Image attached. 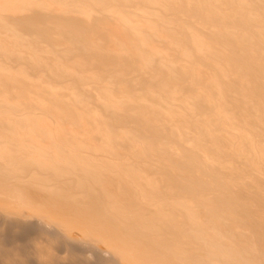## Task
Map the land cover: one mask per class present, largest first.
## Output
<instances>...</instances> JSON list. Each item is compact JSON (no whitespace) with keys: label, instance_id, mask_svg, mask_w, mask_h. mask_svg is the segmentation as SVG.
Returning a JSON list of instances; mask_svg holds the SVG:
<instances>
[{"label":"rangeland","instance_id":"rangeland-1","mask_svg":"<svg viewBox=\"0 0 264 264\" xmlns=\"http://www.w3.org/2000/svg\"><path fill=\"white\" fill-rule=\"evenodd\" d=\"M52 1L53 2L56 1V2L53 3ZM57 1H59V0H50V1H48V3L49 2L52 3L54 5L53 6L54 8H56L57 6H59V7L65 6L66 8H64V7L63 8L65 10L67 9V11L69 13L67 11H64V9H62V7H61L60 8L61 10L59 9V11H61V12L64 11V14L65 13H67V14L62 15L63 16L62 17L61 14H63V13H60V16H59L58 15L59 11H58L56 13V15H55V13L53 15L51 14L50 16L48 15L47 21L48 20L51 21V19L53 20L54 17H55L54 20H59V19H61L60 17H62V18L66 17L67 18L69 14H72V15H69V17H68L72 20H77L76 17L78 18L79 16L80 17H82V16L88 17L89 15L90 16L92 15L91 17H88V19L87 18L83 19V17H82V19L88 21V24H89L90 21L91 22L93 21L89 18L93 17L94 20L95 19H97V20L101 19L100 20L101 23L98 20L95 24H89L88 25L87 23L85 24L84 21L81 20L79 17L78 20L80 19L79 20L80 24L82 22L81 27L83 28L84 24L87 25L88 29L85 28L86 26L84 25V29L87 30V33H86V30H84L82 28L81 29L80 28H72V30H69L67 27H65V26L63 27L62 24L55 23L52 21V23H54L56 25L54 26V25H52V23H51V25H48L49 26L48 34H50L48 36H50L53 39V40H51V38L47 36L49 41H48V39H45L46 36H42L43 38L45 37L43 39L38 34H35L32 32L26 33V31L23 28H20V30L21 31L24 30L26 34L29 33L28 36L26 34H22V37H21V39L24 37L22 40H23L24 44L27 43L28 46L27 45L25 46L23 44L22 40H19L20 41L19 44H22V45H20L21 47L18 48L19 50L21 49V51H20L21 53H19L20 56L15 57V59L14 58L11 59V57L7 54L9 59L4 60L3 58H7L6 53H0V62H3V64L5 66L11 67V68L14 67L15 70L25 71L26 72L25 74H27L28 76H30L33 79L41 78V79H43V81L46 80L47 82L44 81V84L47 85L48 87L50 86L49 89H51V90L56 89L55 91H58L57 88H59L60 89L59 91L62 92L63 89H61V88H65V90L63 92L66 95L68 92L67 98L70 100L73 107L77 108L78 112H80L79 110H81V112L83 113V110H84V113H87V115H88V116L86 115L88 117V121H86L87 119L82 117V113L80 112L81 120L83 118L84 119L83 121L86 123V124L82 123L85 127V128H83L85 130L84 132H86L85 134H83L84 132L81 134L83 136L82 139L85 141L84 138H87L90 136L89 139L91 138L92 143L95 142V145H96V149L92 150L93 152L91 151V153L89 152L88 154L90 155V154L94 153L93 154L94 156L93 155L92 156L95 158L98 157V162L100 164H104L105 159H108V158H110L109 161H112V162L114 161V162L119 163V164L122 160H124V162L123 161L121 162L122 163V164H120L121 166L118 165L119 168H116V166H114V168H116L115 170L113 169L115 172H112V173H114V174L109 172V170H108L109 167H107L106 165L104 167V165L98 164V166L100 165L99 170H98L99 171L98 174H99L100 178L97 179L98 181L96 179H94V177H93L94 175L92 173L85 172V171H87V170H85V168L83 169L82 166H79V168H78V166L75 165V168H74V170H76L75 172L78 174H81V172H83L81 174V176H82V178L83 177L84 178L82 180H77V178H75V176L74 177L71 176L70 178H68L66 181H63V183H62V185L65 183L63 185V188L67 189L70 193H72L73 196L70 195L68 199L60 200V201H63V203L60 201L57 203H52L51 207L49 206L50 204H46L47 202L45 200H44L45 207H43L44 206L43 205V198H41L40 199L41 201H39V202L37 201V203H36V207L37 206L39 207V205H43L42 207L40 206V208H41V209L39 208L40 211L38 210V208L36 209L35 205L33 208H31L32 211H30L31 210L30 207H25L23 202H22L23 201L22 199L18 198V202H19L18 203L15 197L14 198H15L16 202L13 198H12L13 199L12 201H10L11 199L9 200L11 205H8L9 201L7 202V206H6V203H4V205L2 204L4 207H3V209H0V264H138V263L139 264H156V263L157 264H160V263L161 264H170L171 262L169 263V261L171 259L164 253L165 251L167 254L175 255L179 259H182V260L187 259V257L189 259L191 257H196V259H197L200 256H201V258L206 257L205 253L208 252L207 246H206L207 244H205L204 240L202 238H199L198 235L193 232V230L195 231V230H197V228H200V226H203V225H208L211 227V228L206 229V232L209 231L208 233L211 235L210 240L207 241L208 244H209V242H212V241L215 242L213 239V236H214L215 240L220 241V243H222L224 241L226 243L228 242L227 244H228V246L230 245L231 249L232 248L235 249V247L237 246L236 251H238V249H239L240 253L242 255H241V257H238V258H240V259H238L236 257L238 255L234 254V256L236 258L232 255V257H234V258H231V259H233V260L236 259L235 261L240 260L238 262L239 264H246V263L248 264L250 261H251L250 264H252L253 261H255L254 264H264V258H263V256H264L263 250L264 249H262V248H264V226H263L264 224L261 220V218L264 216V214L261 215V213H260V212L264 213V210H260L262 208L264 209V203H262V201H264V197H263V195H264V192H263L264 191V187H263L264 186V176H263L264 175V171H263L264 165L262 166L258 163L259 160H258V158H256L257 155H256V153L254 154L251 146L247 147L250 142L248 141L249 143H247V141H245L243 139V141H245V143H246V144H244V142L241 139L243 135L249 134L250 137H252L253 139L255 138V140H257V142L259 141L258 143L262 147H264V87H263L264 86V0H241V1L240 0H238V1L237 0H233V1L232 0H229V1L228 0H222V1H220V0H209V2L206 0H175V1L169 0V1H163V2L161 0H158V1L157 0L156 1H151V0L150 1L149 0H145V1H143V0H138V1L137 0H119V1L118 0H69L68 1V0H66L65 1L64 0L66 5H67V2L70 3L71 1H73L74 4L72 2L70 4V6L72 5V7L68 6V8L64 4V2L60 1L61 3H63V5H62L60 2H57ZM167 2H168V4H167V6H165L164 4H166ZM175 2H176V4H175ZM225 2H227V3H225ZM55 3L57 4L56 7H55V5H56ZM69 3H68V5H69ZM170 4L172 6H169ZM81 5H83L82 8H81ZM223 5H225V6H223ZM73 6H75V8H73ZM84 6H86V7H84ZM216 6H217V8H216ZM167 7H169V8H167ZM71 8H73L74 11ZM78 8L80 10L77 11ZM151 8H152V10H151ZM221 8H223V9H221ZM94 9L96 10V12ZM125 9H126V11H125ZM84 10L88 11V13H86L87 11L85 12V14L87 16L82 13V12H84ZM75 11L78 13L80 12V14H82V15H80V14L78 15L77 13L75 14ZM89 11H90V13L92 11V13L89 14ZM178 11H180V13ZM94 13H96L97 15ZM207 13H209V14H207ZM255 14H256V16H255ZM138 15H140V16H138ZM178 15H179V17H178ZM122 16H123V18H122ZM124 17H127L125 20H128V21H125ZM73 18H75V19H73ZM176 20H178V21H176ZM50 21H49V23L48 22L47 23L50 24ZM98 22L100 24H98V26H97ZM108 22L109 23L111 22V24H108ZM56 26H58L60 29L58 27L56 28ZM52 27L54 30L52 29ZM91 28H93V30H91ZM96 28H98V30H100V32H102V33H100V32L97 33L98 30ZM58 29L60 30V32L63 31L62 29H64L63 33L62 32L59 33L57 31ZM95 29H96V31H95ZM50 30H51V32H50ZM52 31H54L53 32L54 34L52 33ZM55 31H57L58 33H56ZM106 31L109 34L111 33L110 34L111 37H109L110 35H108V33ZM64 32L68 33L69 35H72V37L75 36L73 34H75V32H76V36L74 37L76 40L71 38V36H65L66 33L64 34ZM88 32H91V34H89ZM93 32H94V34H93ZM115 32H117L118 34L119 33H121V34L118 35V34H115ZM191 32H193V34ZM55 33L57 34L56 37L54 36V35H56ZM95 33L97 34V36ZM59 34H61V35L63 34L65 39L63 37H61ZM82 34L84 35V37L82 36ZM101 34H102V37H101ZM194 34H196L197 36H194ZM51 35L54 36L56 40ZM88 35L91 38L92 37L94 38V35H95V37H97V39H95V38L90 39ZM91 35H93V36H91ZM98 35L100 37H98ZM36 36L40 37V39L37 38ZM195 37H197V38H195ZM31 38H33V39H31ZM66 38H68V39H66ZM86 38L87 39L89 38L88 39L89 41L90 40H93V41L96 40L97 43L96 42L92 43L93 41L92 42L90 41V43H89V41H87ZM109 38H111V39H109ZM24 39L26 41H24ZM38 39H39V41L42 39L40 41V43H39ZM60 39L65 40V41L67 40L66 44L64 43V41L58 42ZM179 39H181V41ZM32 40L36 43L38 41L39 44L32 43L33 42ZM54 40L55 41L58 40L55 43V44L58 43L57 44L58 46L57 45L55 46ZM62 40H60V41H62ZM79 40H80V42L83 41V43L82 42L80 43ZM125 40L128 43H126ZM50 41H52V42L49 43ZM76 41H78V42H76ZM182 41H184V42H182ZM73 42H75V43H73ZM123 42H125L126 45H125V43L122 45ZM200 42L203 44H198ZM63 43H64V46L69 45L68 47H69L70 52H68L67 47L64 48ZM53 45L55 47H53ZM72 45H73V47H72ZM183 46H184V48H183ZM27 47H28V49H26ZM38 47H40V48H38ZM43 48L45 50L46 49H48V50H46V52H45ZM53 48H55V49H53ZM32 49H34V52ZM52 49L55 50V52H53ZM66 49H67V51H66ZM26 51H28V52H26ZM41 51H43L42 55H40V54L38 55V53H41ZM34 54H36V55H34ZM43 54L45 55L44 56L45 58H46V56L47 57L50 56V57L47 59H45L43 57V59H42L41 57L43 56ZM21 55L23 56V58ZM63 55H65V57ZM25 56H27V57H25ZM37 57H38V59H37ZM39 57L42 60L41 62H39V59H40ZM232 57H234V58H232ZM17 58H18V60H17ZM52 58L53 59L58 58L57 60L60 59L59 62L61 63V66H59V68H58V65H59L58 61L55 59L53 62H51L53 60ZM68 58H69V60H68ZM19 60H21V61H19ZM49 60H51V61H49ZM204 60L206 61V63ZM62 62H65L66 64L62 65ZM76 62H78V63H76ZM82 62H83V64H82ZM79 63L84 65V66L79 67L78 66V65H80ZM189 63H191V64H189ZM7 64H10V65H7ZM56 66H57V68H55ZM62 66L63 67L66 66V68H67L66 71H62V68H63ZM60 67H61V69H60ZM226 67H228V69ZM63 70H65V68H63ZM85 72H87L89 74L88 76H90V75H92V76L88 77ZM144 76H146V77H144ZM210 76H211V78H210ZM91 77L95 80H93ZM98 79H100V80H98ZM187 79H189V80H187ZM213 79L216 80V82H214ZM101 81H102V83H101ZM170 84H172V85H170ZM67 85H69L71 88H73V90L71 88H69L68 91H66V88H68ZM187 85H189V86H187ZM105 86L108 88V90H112L111 94L113 92L116 93V94H112V96H113V101H112L113 103L112 104H110L111 101L109 102L103 97V96H105V92L107 91ZM103 87H105V88L103 89ZM218 87H219V90H218ZM70 89H71L72 93H74V96H76V97L72 96V94L70 93ZM207 89H209V90H207ZM174 92H175V94H174ZM199 92H201V93H199ZM211 92H213V93L211 94ZM218 92H219V94H218ZM87 94H89V95H87ZM100 94L101 95L103 94V96L101 97ZM122 94L124 96H127V97H125V98H127V102H125L126 101L125 98H122V97H124ZM191 94L194 96H192ZM171 96L172 97L174 96V97L172 98ZM186 96H187V98H186ZM207 97L208 98L210 97L211 99L208 100ZM118 98H119V100L122 99V101L120 100L121 101L120 102L119 100H116ZM181 98H183L182 99L183 101L181 100ZM218 98H219V100H218ZM223 98H224V100L228 99L227 101L230 103L231 112L232 113L234 112L235 115L238 114L236 116V119H234L236 122L234 120H231V122H232V123H230L231 127H230V125H228L225 122V119L227 118L225 113L224 112H223L224 114L220 113V111H221L220 102H222L220 100H222ZM103 99H105V100H103ZM196 99H198V100H196ZM74 101L76 103H74ZM106 101L109 103H107ZM114 101H116L115 102L116 104H118V102L123 103V104H118V106H116ZM79 103H80V105H79ZM120 105H122V106L124 105V106L122 107ZM163 105H167V106H163ZM161 106L163 108H161ZM78 107L79 108L81 107V109H78ZM83 107H85V108H83ZM88 107H90V108H88ZM199 108H200V110H199ZM91 109H94L93 111L96 112V114H98V115H96ZM157 109L158 110L161 109V111H158ZM103 110H105V111H103ZM169 110L171 112H169ZM172 112H174V113H172ZM178 112H180V113H178ZM92 114L94 115V117H92L93 116ZM171 114L173 115V117L171 116ZM174 115L175 116L177 115L178 118H177V116L175 117ZM217 115H218V117H217ZM84 116H85V114H84ZM180 116L182 118V119L181 118L180 119H181V121L183 120V122H180L178 120ZM89 117H91V119L92 118L97 119L98 124H97V126H95L97 128L96 131L92 130L94 128V127L92 128V126H94V125L89 126L93 123L96 125V123L93 122L94 121L93 119H92V122H90L91 119L89 120ZM167 117L168 118L172 117V118H169V119H171V120H169ZM174 117L177 120V122L179 121L180 123L179 122L177 123L175 121ZM252 117H253V119H252ZM165 118H167V119H165ZM221 118H223V119L221 120ZM172 119H174V120H172ZM216 119L218 120L217 122H216ZM153 120H154V122H153ZM248 121H249V123H248ZM151 122H153V123H151ZM175 122H176V125H174ZM185 122H186V124H185ZM238 122H240V123H238ZM88 123H89V125H88ZM100 123H101V127L105 126V124H106L105 130H107V132H105L106 133L105 136L109 133H110V135L111 134L114 135L113 134V132H114L115 133L114 136H116V134L118 133L117 136H122L124 138L126 137V139L122 138L120 140V137L116 136L117 137L116 141L119 138L118 141L120 144L117 142L119 146H117V145H115L116 147L113 146L116 143V141L114 140L115 139L114 136L107 135V137L109 136V137H112L114 139L111 138L109 140L106 137L108 139V141H106L107 139L101 133V130H103L102 132H104L105 130H104V127L100 128V126H99ZM202 123H204V124H202ZM179 124H181L182 126L179 127ZM183 124L186 125L187 127H184ZM200 124H201L202 128L200 127ZM189 125L191 126V128ZM207 125L209 126L208 128H207ZM217 125H218V127H217ZM223 125H225V127ZM87 126H89V128H87ZM175 126L179 127V131L183 135L180 139L182 140V138L184 137L183 138L184 143H183V140H182V142H180L181 140L179 139V137L181 135H179L180 133L175 131L178 129V127H176L177 129H175ZM119 127H121V128H119ZM188 127L190 128V130H188ZM194 127H196V128H194ZM86 128L89 130L87 131ZM96 128H94V129H96ZM110 128L112 129V131ZM204 128L206 129L207 132L205 131ZM90 129H91V132H90ZM180 129H184V130H180ZM195 129H197L198 132ZM199 130H201L200 132L203 134H200ZM93 131H94L95 135H98V136H95V138H94V134L92 133ZM97 131H99V132H97ZM191 131H193V132H191ZM220 131H221V133H220ZM233 131H234V133H233ZM237 131L238 132L240 131L241 136H240V134L237 135V133H238ZM89 132H90V134H89ZM122 132H124V134ZM242 132H243V134H242ZM250 132H252V133H250ZM98 133H101V134H98ZM183 133H185V134L187 133V135H184ZM206 134L208 136H205ZM101 135L106 139V140L105 139L103 140V144L100 142L103 139ZM189 135H191V136H189ZM234 135L236 137H234ZM185 136H188V137L185 138ZM209 136H211V137H209ZM96 137L99 141L96 139ZM128 137L131 141H133V140L137 141V139H138V142H137L138 150H139V148H142L141 150H143V152H141V150L138 151L137 146L135 144H133L136 141L132 142V144L135 146H133L132 144L130 146L129 144L131 142L127 143V141H129L127 139ZM89 139L87 138L86 142L90 141ZM123 139L126 140L125 143L123 142L124 141ZM187 139H188V141H187ZM220 139H221V141H220ZM199 140H200V142H199ZM104 141L106 142V144L104 143ZM110 141L111 142L113 141L114 144H112ZM141 141H142V143H141ZM189 141H190V143H189ZM234 142H236V144ZM99 143L102 144V146H101V144L99 145L101 148L103 147L104 144L105 145L109 144L108 146H110V147L106 146L108 149L106 151L107 153L104 152V149L102 148V153H103L102 156H101V154H99V153H101V151H100L101 149L98 147ZM186 143H187V145H186ZM225 143H226V145H225ZM237 143H239V144H237ZM105 145H104V148L106 149ZM142 145H143V147H142ZM173 145L174 146L177 145L176 149L178 147L181 150L180 153H179V149L177 152L175 151V147ZM162 146H163V148L164 147L165 148L163 149ZM186 146H189V149H187L188 147H186ZM223 146H225V147H223ZM112 147H113V149H112ZM132 147H134V148H132ZM147 147L151 151L153 150L151 152L152 155H153V152H156V155L159 157L158 158L155 155L157 159L161 158L160 161L158 160L160 163L157 160H155L156 158L154 155L153 156L155 159L153 158V156L150 154V150ZM167 147H169V148H167ZM193 147H195L196 150H194ZM201 147L204 150H202ZM109 148L112 149L111 151L114 152V155L112 154L111 151H109ZM116 148H117V150H116ZM130 148H132L133 152H130V150H131ZM158 148H160V149H158ZM191 148L193 150H190ZM245 148H246V150H245ZM249 148H251L253 154ZM161 149L164 151V154H163V151H161ZM238 149H239V151H238ZM135 150H137V151H135ZM156 150L159 151L160 153H158ZM205 150L208 152H206ZM95 151L98 152L99 155L97 153H96L97 154L96 155ZM116 151H118L117 153L120 154V155L117 154L119 156V159H118L117 155L115 157ZM144 151H145V153H144ZM165 151L167 153L169 151V153L167 154ZM170 151L171 152L174 151L175 153L173 152L172 153L173 155H172ZM204 151L206 152L205 156H204V153H205ZM218 151L221 154L217 153ZM245 151H247V152H245ZM121 152L124 154V156ZM136 152H139V153L141 152L142 154H139V153L137 154ZM161 152L165 156L160 155ZM200 152H201V154H200ZM249 152L251 154H249ZM129 153H131L130 157H128ZM146 153H148V154H146ZM222 153L224 156L222 155ZM88 154H84V155H88ZM107 154H109L110 156ZM217 154L220 157H218ZM231 154H234V155L236 154V155L232 156ZM121 155H122V158H124V157L125 158L124 159L120 158ZM169 155L172 156V158H170V157H169L170 159L166 158ZM208 155H209V157H214L217 155L215 157V159L217 157L222 158V159L224 158V160H223L224 163L220 166L215 164L216 166H219V167H216L214 165H213L214 166L213 167L211 165L212 163L209 165L210 160H207V157H206ZM254 155H256V156H254ZM107 156H108V158H107ZM113 156H114V158H113ZM140 156H143V159ZM236 156H238V157H236ZM242 156H244V157H242ZM102 157H105V158L102 159ZM162 157H163L164 161L168 160L169 162H171V159H172L171 164L169 162H168L169 164L166 163L169 165V167H168V165H166L164 163V161H162ZM195 158H197V159H195ZM202 158H204V159L206 158V159L204 160ZM100 159H101V161H100ZM144 159H145V161H144ZM173 159H176L177 161L175 160L176 162L174 163ZM102 160H103V163H101ZM141 160L144 164L143 163L141 164ZM183 160H184V162H183ZM206 160L208 162H206ZM244 160H247L248 162L245 163ZM185 161L187 163H185ZM255 161H256V163H255ZM251 162H252V164H251ZM123 164L124 165L126 164L125 167ZM204 164H206V166ZM230 164H232V165H230ZM240 164H242V165H240ZM245 164H247V166ZM155 165H157V166H155ZM164 165H166V166H164ZM171 165H173V167H171ZM248 165L249 166L251 165V166L249 167ZM207 166H209V167H207ZM120 167H121V169H120ZM175 167L177 168L178 171L175 169ZM187 167H189V168H187ZM192 167H194V168H192ZM145 168H146V170H144ZM208 168H209V170H212V171L214 169V171L211 172L208 170ZM211 168H213V169H211ZM259 168H261L262 170L261 169L259 170ZM122 169H123V171H122ZM136 169L138 171H136ZM168 169H170L171 171L170 170L167 171ZM81 170H84V171H81ZM129 170H132L134 172H139V170L143 171V173L145 174L144 178H147V179H149L150 178L149 176H151V182H153V183H151L149 180H147V181H149L148 183L150 184L149 185L150 189L152 187L154 188L155 186L157 187L154 189L152 188L154 190V192H151L152 189H151V191L149 189V191L151 193L143 194L140 184L138 185L137 183L132 181V179H130L129 176H127L126 173H128ZM197 170L200 172H198ZM206 170H207V172H206ZM231 170H233V171H231ZM240 170H242V171H240ZM125 171H126V173H124ZM180 171H182L183 175L181 174ZM223 171H224V173H223ZM174 172H176V173H174ZM194 172H196L199 175L195 174ZM201 172H202V174H201ZM253 172L260 174L261 176L260 175H258V176H260L263 179L262 180L259 178L260 180L257 179L259 181L256 180V182L259 185L257 183H255V181L253 180V178H255L254 176L256 175ZM123 173L126 175H123ZM158 173H159V175H158ZM170 173L171 174L173 173V174L171 175ZM188 173H189V175H188ZM177 174H179V175H177ZM192 174L195 176H193ZM252 174H253V176H252ZM110 175H112L114 178ZM163 175H167L169 177L166 176L167 178H165V176H164L162 178ZM174 175H175V177H174ZM180 176L183 178L188 176V178H187V180H186V178H184V180H182L183 178H180ZM240 177L242 179H240ZM156 178H157V180H156ZM161 178H162V181H161ZM174 178L176 179V182H173L175 180ZM179 178H180V180H179ZM247 178L252 179L254 182L253 181H252V183L247 182V181H250ZM126 179H128L129 181H127ZM170 179H171V182L174 183V185L169 181ZM194 179H196L197 181ZM75 180H77V181H75ZM83 180H85V181H83ZM152 180H154L155 182ZM158 180H159V182H157ZM240 180H241V182H240ZM244 180H246V181H244ZM80 181H82V182L80 183ZM94 181H96V182H94ZM200 181L205 182V184H207L206 182L211 181L207 185L211 184L212 187L207 186V185L201 183ZM222 181H223V183H222ZM229 181H231V182L229 183ZM235 181H237V182L235 183ZM260 181H262V183ZM116 182H118V183H116ZM183 182L185 183V185H187L190 182L191 183H190V185L188 184L186 187L185 185H183L184 184ZM93 183H95V184H93ZM105 183H107V184H105ZM198 183L199 184L201 183V184L199 185ZM214 183H216V184H214ZM101 184L103 186H105V185L108 186V184H109V186H111L112 190L114 189L113 187H115L117 189V190H115V189L113 190V191H115V193H117L116 195H118V196L115 195L116 196L115 198H116V201H118V200L120 201V204L118 203L119 201L117 202L119 205L123 204L122 206H124V207L126 206L124 210L119 209V207L118 208L113 207L112 201L110 202L109 199L103 198L102 196H101L102 198L100 197V195H102L101 192L99 191L102 188ZM130 184H131V186H130ZM181 184L183 186H181ZM235 184L236 185L238 184V186H236ZM191 185H192V187H191ZM214 185H216V186H214ZM194 186L197 187V188L195 187L196 190H195ZM259 186L261 189H259ZM189 187H191V188H189ZM176 188H178V189H176ZM192 188H194V189H192ZM160 189H162V190H160ZM190 189H191V191H193L192 193L190 192ZM213 189H215V190H213ZM126 192L128 193V195ZM180 192L182 195L180 194ZM254 192L255 193L258 192L256 194H260L261 196H259V195L256 196V194ZM199 194H200V196H202L201 198H200ZM126 196H128V197H126ZM220 196H221V198H220ZM99 197H100V199H99ZM117 197H119L120 199H118ZM222 197H224V198H222ZM259 197H261V199H258ZM175 198H176V200H175ZM19 199L22 201H20ZM73 199H74V201H73ZM75 199H77V200H75ZM78 199H80V200H78ZM93 199H95V200H93ZM159 199H161V200L159 201ZM218 199H219V201H218ZM257 200L258 201L260 200V202H258ZM213 201L214 202L217 201V202L214 203ZM235 201H236V203H235ZM12 202H14V203H12ZM66 202H67V204H66ZM88 202L90 204H88ZM140 202H142V203H140ZM166 202H167V204L172 205V207L174 209L173 211L180 213V214H177L175 212L178 215V217L181 218L179 220L177 215H175L178 218V220L180 221V222L178 221V225H176V226H178L177 227L178 229L174 225H171V224L167 225L166 228L163 227L161 224L159 225L160 222L159 223H157V222L160 219L158 218V216H156L152 212L153 210H151V209H153V206L155 207L156 205L166 204ZM187 202H189V203H187ZM20 203H22L23 208L21 207ZM64 203H65V207H63V208L66 211L67 210L70 211V209H68V208H70L71 206H72L71 210H73V212L77 209V208H75V210H74L75 206H78V208L81 207L78 210L82 209V207H84V208L87 207L89 210L87 211L85 209L86 210V212H85L84 208H83L82 210L84 212L82 210H81V212L77 210L78 212L73 213L70 211L71 213L68 214V211H67V213L63 214V212H66V211L62 212V210H64L63 208L62 209H56V208L58 207V205H61V204H62L61 206H63ZM177 203H180V204H177ZM190 203L192 204L191 206L192 207L194 206V208H195L194 209V208L190 207V210L192 208V212L195 211L193 213L196 216H198V221H200V222L196 221V224H194V226L191 225V223H189V221H188L189 219L185 215V212L188 211L187 207H183L184 204H190ZM230 203L232 205H230ZM251 203H253V205ZM53 204L54 205L56 204V205L54 206ZM256 204H258L260 207ZM52 205L54 207H52ZM73 205H74V207H73ZM93 205H94V207H93ZM202 205H203V207H202ZM254 205H256V206H254ZM223 206L225 207V209ZM261 206H262V208H261ZM131 207L133 209H130ZM146 207L151 212L146 210L147 209ZM174 207H176V208H174ZM230 207L232 208V210L233 209H235V210L232 211ZM256 207L258 209L259 208L260 209L258 210ZM0 208H2V206ZM34 208L38 211H36ZM52 208L53 209L55 208L56 210H58V214L61 213L62 215L57 214L58 215L57 216L55 214V211H53L54 214L51 213L53 210ZM59 208H60V206H59ZM143 208H146V209H144V211H146V212L143 211ZM196 208H197V211L199 213L196 211ZM206 208H208V209H206ZM240 208H242V209H240ZM15 209H18V210H15ZM46 209H48V210L51 209V211L50 210L47 211ZM139 209L141 212H139ZM175 209H177V210H175ZM186 209H187V211H186ZM133 210L138 215L133 214L134 213ZM59 211H61V212L59 213ZM95 211H97V213L99 212V214L97 215L95 213ZM129 211H131V212H129ZM56 213H57V211H56ZM72 213L74 215L78 214L76 216L77 218H75V216L73 217ZM93 213L95 214V217L96 216L98 217L102 213V216H101L102 218L100 216L98 218L96 217L97 219L94 218V216H92ZM125 213H126V216H125ZM128 213H131V214H128ZM140 213H144L143 216L145 219H147V221H145V219L144 220L141 219V218H143V216H142V214L140 216ZM146 213H148L150 216L148 217V214H146ZM211 213H213V214H211ZM257 213H259V214H257ZM51 214H52V216H51ZM66 214L68 215V218H67ZM214 214H215V216H214ZM240 214H242V215L240 216ZM53 215H56V216H53ZM65 215H66V217H65ZM127 215H129V216L131 215V216L129 217ZM132 215L133 216L135 215V217H133ZM236 215H237V217H235ZM258 215H260V219H259ZM62 216H64V217L62 218ZM78 216L79 217H81V216L87 217L88 216L89 218L87 217V219H86V217H84V218L82 217L81 218L82 220H81L78 218ZM113 216H114V218H112ZM227 216H230V217L226 218ZM57 217L62 219V220L58 219ZM242 217H243V219H242ZM55 218H57V219H55ZM230 218H232V219H230ZM234 218H236V219H234ZM89 219H90V221H88ZM98 219L99 220L101 219L100 220L101 223L104 221L103 222L104 225L106 224L107 226H109V227H107L108 229H111L110 226H112V229H114L113 227L116 226L113 231L117 232V234L118 233H122V234H118V236H119L118 237L117 234L115 235V232H113L112 230H109V232H108L106 225L104 226L106 230L105 229L103 230L104 227H102V230H101V226H103V225H101L100 221L97 222ZM136 219H138V220H136ZM149 219H151L152 221ZM153 219L158 220V221H153ZM213 219L220 222L221 224L218 223L216 225L217 222L214 220V222H216V223H213L212 222ZM91 220H93L92 223H90ZM231 220H232V222H231ZM239 220H241V221H239ZM228 221L231 222V224L228 223ZM259 221H261V222H259ZM94 222L95 223L97 222L95 224V228L100 223L98 228H96V229L93 227ZM151 222H154V224H152ZM253 222H254V224H253ZM109 223H111L113 225H110ZM148 223L151 225V227ZM242 223H244V224H242ZM256 223L257 224L259 223V224L257 225ZM83 224L85 226H83ZM212 224L215 225L214 228L217 226L216 228L220 232L219 233L220 235L217 234L216 228H215V235H213L214 229H212L213 228ZM127 225H128V227H127ZM256 225H257V227H256ZM86 226H88V227H86ZM89 226H92V227L89 228ZM159 226H161V227H159ZM172 226L175 227L176 229L174 228L175 230H172V228H173ZM126 227H127V229H126ZM141 227H142V230H141ZM145 227L148 228L149 230L151 229L150 230L151 232L148 231V229L146 230ZM218 227H220V228H218ZM80 229H82V230H80ZM86 229H87V231H86ZM210 229H211V231H210ZM220 229L222 230V232ZM257 229H258V231H257ZM134 230H136V231H134ZM164 230L167 231V233L170 232L169 233L170 235L167 234L166 232H164L165 233L164 234L163 233ZM176 230H177V233L175 232ZM203 230L205 231V229H203ZM96 231H98V233ZM179 231L182 234L179 235ZM225 231H227V232H225ZM247 231H248V233H247ZM123 232H125V233H123ZM171 233H173V234H171ZM237 233L239 234V236ZM249 233L250 234L252 233V234L250 235ZM112 234H113V236H112ZM126 234H128V236L130 237L128 239H131V240H128V239L126 240L123 238L124 235H126ZM122 235H123V237H120ZM140 235H142V236H140ZM146 235H147V237H146ZM172 235L173 236L176 235V236H174V238H173ZM181 235L182 236L185 235L184 238H186V237H188V238L184 239ZM186 235H188V236H186ZM222 235H223L224 240L221 239ZM126 236H125V238H126ZM136 236H138V239ZM164 236H165V239H164ZM169 237H170V240H169ZM132 238H134V239H132ZM140 238H141V240H140ZM142 238L146 241V243H145V241H143ZM146 238L151 240L152 243H154L155 242L154 239L157 238L156 243L158 242L159 245L161 244L160 246H158V244L156 245V243H154L159 248L161 247L160 249H162V252H163V253L161 252L162 254L160 252H158L160 254L156 253V257L159 259H157L155 257V255H154L155 253L152 251V249L149 246L145 245V246H147L148 249H145V247L143 246L144 244H147L148 239H146ZM175 238H176V240H174ZM179 238H180V240H179ZM183 239H184V243H183ZM189 239H191L192 243L195 241L193 244L196 246H194L191 243L192 246L190 248L191 244L189 243L190 242ZM114 240H116V241H114ZM166 240H168V241H166ZM185 240H186V242H185ZM239 240H240V242H239ZM170 241H173V243H175V244L171 243ZM176 241L179 245L176 244ZM168 242H170L171 245ZM243 242H244V244H243ZM248 242H249V244H248ZM201 243H202V245H201ZM230 243L232 245L235 243V245L231 246ZM167 244H169V245H167ZM181 244H183V245L180 246ZM184 244H186V245H184ZM173 245H175V246L173 247ZM128 246H130L129 248L132 252L129 251ZM198 246H199V248H198ZM200 246H202V247H200ZM255 246H257V247H255ZM141 247H144L142 252H140ZM182 247H184L183 250H182ZM241 247H242V249H241ZM246 247H248V248H246ZM132 248L134 250H136V249L139 250V252L132 250ZM175 248H176V250H175ZM188 248L191 249L190 250L191 252L187 251V250H189ZM171 249L173 250V252L176 251V253L171 252L172 251ZM178 249H181V251L180 250L178 251ZM144 250L147 251V253H145V254H147V255L149 254L152 257L154 256V259L149 258L150 260L147 261L148 259L146 260L145 258H148L149 255L148 256L146 255V257H145L144 256L145 255ZM185 250L187 251L186 253H185ZM151 251H152V253H151ZM253 251H254V253H253ZM169 252H171V253H169ZM140 253L143 254L142 256H143L144 260H146L145 262L142 259V257H141V259L143 261H141V259L140 260L138 259V257L141 256ZM180 254L182 255V257ZM202 254L205 256H203ZM130 255H131V257H130ZM135 256L137 257L136 259H135ZM161 257H163L165 260ZM213 257H215L217 259L218 256L214 255ZM247 257H251V258H249L251 260H249ZM167 259H168V261H167ZM219 259H220V257H218V260ZM243 260H244V262H241ZM256 261L258 263H256ZM235 263H237V262H235Z\"/></svg>","mask_w":264,"mask_h":264},{"label":"bare ground","instance_id":"bare-ground-1","mask_svg":"<svg viewBox=\"0 0 264 264\" xmlns=\"http://www.w3.org/2000/svg\"><path fill=\"white\" fill-rule=\"evenodd\" d=\"M48 1H50V0H0V53H6V55L8 54L10 57H11V59L12 58H14L15 59V57H19L20 55H19V53H21L20 51H21V49L19 50L18 48H20L21 46L20 45H22V44H19L20 43V41L19 40H22L21 39V37H22V34H26L27 32H32V33H35V34H38V35H40L41 37L42 36H46V38L45 39H48L47 38V36L48 35H50V34H48V30H49V26L48 25H51V23H52V21L53 22H55V23H60V24H62V26L64 27H67L69 30H72V28H82L81 26H82V22H81V24H80V19L81 20H83L84 18H87L88 19V17H91L90 15L88 16V17H83V19H82V17H80V19L78 20V18L76 17V19L78 20H72V19H70V18H68L69 17V15H72V14H69L68 15V17L66 18H62L63 16L62 15H65V14H67V13H65L64 14V11H67V9L65 10L64 8H66L65 6H57V4L55 5V7L56 8H54L53 6V4L52 3H48ZM60 1H62V2H64V0H59V1H57V2H60ZM66 1V0H65ZM69 1V0H68ZM119 1V0H118ZM138 1V0H137ZM143 1H145V0H143ZM150 1V0H149ZM151 1H156V0H151ZM158 1V0H157ZM162 2L163 1H169V0H161ZM175 1V0H174ZM173 1V2H174ZM206 1H208L209 2V0H206ZM220 1H222V0H220ZM229 1V0H228ZM233 1V0H232ZM238 1V0H237ZM241 1V0H240ZM53 2V1H52ZM54 2H56V1H54ZM53 2V3H54ZM72 3H73V1H71ZM71 2L69 3V2H67V5L65 4V2H64V4L67 6V8H68V6L69 7H72V5L70 6V4H71ZM186 2V1H185ZM191 2V1H190ZM189 2V3H190ZM207 2V3H208ZM212 2V1H211ZM210 2V3H211ZM224 2V1H223ZM61 3V2H60ZM59 3V4H60ZM68 3H69V5H68ZM76 3V2H75ZM105 3V2H104ZM172 3V2H171ZM179 3V2H178ZM213 3V2H212ZM220 3V2H219ZM222 3V2H221ZM225 3H227V2H225ZM232 3V2H231ZM234 3V2H233ZM237 3V2H236ZM58 4V5H59ZM62 5H63V3H61ZM74 4V3H73ZM167 4H168V2L166 3V4H164L165 6H167ZM175 4H176V2H175ZM77 5V4H76ZM108 5V4H107ZM124 5V4H123ZM174 5V4H173ZM216 5V4H215ZM125 6V5H124ZM148 6V5H147ZM169 6H172L171 4L169 5ZM223 6H225V5H223ZM62 7V9H64V11L63 12H61V11H59V9ZM64 7V8H63ZM79 7V6H78ZM83 7V5H81V8ZM84 7H86V6H84ZM102 7V6H101ZM115 7V6H114ZM118 7V6H117ZM157 7V6H156ZM175 7V6H174ZM178 7V6H177ZM212 7V6H211ZM221 7V6H220ZM73 8H75V6H73ZM73 8H71V9H73ZM97 8V7H96ZM142 8V7H141ZM148 8V7H147ZM167 8H169V7H167ZM216 8H217V6H216ZM235 8V7H234ZM116 9V8H115ZM172 9V8H171ZM221 9H223V8H221ZM61 10V9H60ZM78 10H80L79 8L77 9V11ZM91 10V9H90ZM95 10V9H94ZM93 10V11H94ZM121 10V9H120ZM131 10V9H130ZM129 10V11H130ZM151 10H152V8H151ZM214 10V9H213ZM233 10V9H232ZM59 11V16H60V13H63V14H61V16L62 17H60L61 19H59V20H54L55 19V15H56V13ZM73 11H74V9H73ZM87 10H84V12H82L83 14H85V12H86ZM125 11H126V9H125ZM171 11V10H170ZM212 11V10H211ZM224 11V10H223ZM235 11V10H234ZM68 12V11H67ZM95 12H96V10H95ZM136 12V11H135ZM163 12V11H162ZM176 12V11H175ZM179 13H180V11H178ZM182 12V11H181ZM185 12V11H184ZM233 12V11H232ZM55 13V15L53 16L54 17V19L52 20L51 19V21L50 20H48L47 21V16L49 15H53ZM69 13V12H68ZM71 13V12H70ZM80 14V12L78 13V12H76L75 11V14ZM86 13H88V11L86 12ZM91 13H92V11H91ZM90 13V11H89V14H91ZM116 13V12H115ZM212 13V12H211ZM227 13V12H226ZM230 13V12H229ZM94 14H96V13H94ZM176 14V13H175ZM207 14H209V13H207ZM262 14V13H261ZM80 15H82V14H80ZM86 15V14H85ZM84 15V16H85ZM97 15V14H96ZM153 15V14H152ZM163 15V14H162ZM216 15V14H215ZM254 15V14H253ZM67 16V15H66ZM87 16V15H86ZM100 16V15H99ZM131 16V15H130ZM133 16V15H132ZM138 16H140V15H138ZM225 16V15H224ZM228 16V15H227ZM255 16H256V14H255ZM144 17V16H143ZM166 17V16H165ZM168 17V16H167ZM178 17H179V15H178ZM258 17V16H257ZM122 18H123V16H122ZM127 17H124V20L126 19ZM176 18V17H175ZM64 19V20H63ZM73 19H75V18H73ZM89 19H91V20H93L92 22L90 21L89 22V24H95L98 20L100 21L101 19H93V17L92 18H89ZM172 19V18H171ZM150 20V19H149ZM12 21V22H11ZM49 21H50V24H48L49 23ZM84 21V23L86 24H88V21H86V20H83ZM86 21V22H85ZM125 21H128V20H125ZM143 21V20H142ZM173 21V20H172ZM176 21H178V20H176ZM183 21V20H182ZM181 21V22H182ZM48 22V23H47ZM103 22V21H102ZM105 22V21H104ZM107 22V21H106ZM154 22V21H153ZM100 23H101V21H100ZM99 22L97 23V26H98V24H100ZM59 24V25H60ZM84 24V25H85ZM88 24V25H89ZM104 24V23H103ZM107 24V23H106ZM108 24H111V22L109 23L108 22ZM127 24V23H126ZM180 24V23H179ZM52 25H56V24H54V23H52ZM84 25H83V28L82 29H84ZM105 25V24H104ZM114 25V24H113ZM210 25V24H209ZM53 26V27H54ZM86 27L85 28H87V25H85ZM92 26V25H91ZM101 26V25H100ZM103 26V25H102ZM106 26V25H105ZM160 26V25H159ZM170 26V25H169ZM53 27H52V29H53ZM58 26H56V28H57ZM89 27V26H88ZM96 27V26H95ZM94 27V28H95ZM109 27V26H108ZM20 28H23L25 31H26V33H25V31L24 30H20ZM59 28V27H58ZM66 28V29H67ZM103 28V27H102ZM101 28V29H102ZM119 28V27H118ZM173 28V27H172ZM183 28V27H182ZM51 29V30H52ZM60 29V28H59ZM57 30L59 33H63V31H64V29H62L63 31H61L60 32V30ZM88 29V28H87ZM97 30H98V28H96ZM96 29H95V31H96ZM115 29V28H114ZM120 29V28H119ZM118 29V30H119ZM158 29V28H157ZM171 29V28H170ZM196 29V28H195ZM51 30H50V32H51ZM54 30V29H53ZM74 30V29H73ZM79 30V29H78ZM84 30H86V29H84ZM90 30V29H89ZM91 30H93V28H91ZM90 30V31H91ZM140 30V29H139ZM24 31V32H23ZM57 31H55L56 33H58ZM66 31V30H65ZM68 31V30H67ZM54 31H52V33H53ZM73 32V31H72ZM83 32V31H82ZM98 32H100V30H98L97 31V33ZM105 32V31H104ZM107 32V31H106ZM119 32V31H118ZM122 32V31H121ZM141 32V31H140ZM163 32V31H162ZM176 32V31H175ZM183 32V31H182ZM181 32V33H182ZM55 33V34H56ZM66 32H64V34H65ZM74 33V32H73ZM72 33V34H73ZM86 33H87V30H86ZM89 34H91V32H88ZM100 33H102V32H100ZM99 33V34H100ZM108 33V32H107ZM114 33V32H113ZM185 33V32H184ZM192 34H193V32H191ZM197 33V32H196ZM34 34V35H35ZM54 34V33H53ZM68 33H66V35L65 36H71V38H73V39H75L74 37L76 36V32H75V34H73V35H75V36H73L72 37V35H67ZM85 34V33H84ZM93 34H94V32H93ZM96 34V33H95ZM111 34V33H110ZM109 33H108V35H110ZM115 34H118L117 32H115ZM119 34H121V33H119ZM118 34V35H119ZM126 34V33H125ZM27 36L29 35V33L28 34H26ZM61 37H63L64 38V36H63V34L61 35V34H59ZM106 35V34H105ZM104 35V36H105ZM114 35V34H113ZM148 35V34H147ZM165 35V34H164ZM178 35V34H177ZM200 35V34H199ZM26 36V37H27ZM32 36V35H31ZM30 36V37H31ZM52 36V35H51ZM55 37L57 36V34L56 35H54ZM54 36H52L54 39H55V37ZM81 36V35H80ZM82 36L84 37V35L82 34ZM89 36V35H88ZM91 36H93V35H91ZM96 36H97V34H96ZM103 36V37H104ZM107 36V35H106ZM117 36V35H116ZM127 36V35H126ZM174 36V35H173ZM194 36H197L196 34H194ZM193 36V37H194ZM33 37V36H32ZM37 38H39L40 39V37H38V36H36ZM48 37H50V36H48ZM78 37V36H77ZM76 37V38H77ZM98 37H100L99 35H98ZM101 37H102V34H101ZM109 37H111V35L109 36ZM114 37V36H113ZM43 38V37H42ZM43 38V39H44ZM51 38V37H50ZM70 38V37H69ZM79 38V37H78ZM89 38L90 39H92L90 36H89ZM88 38V39H89ZM94 38L95 39H97V37H95V35H94ZM93 38V39H94ZM191 38V37H190ZM195 38H197V37H195ZM194 38V39H195ZM199 38V37H198ZM209 38V37H208ZM31 39H33V38H31ZM39 39H38V41H39ZM65 39V38H64ZM66 39H68V38H66ZM87 39V38H86ZM87 39V41H89ZM104 39V38H103ZM109 39H111V38H109ZM121 39V38H120ZM42 40V39H41ZM40 40V41H41ZM51 40H53L52 38H51ZM56 40V39H55ZM54 40V41H55ZM60 40H62V39H60ZM58 41V42H63L64 41V43L66 44V41L65 40H62V41ZM70 40V39H69ZM76 40V39H75ZM113 40V39H112ZM122 40V39H121ZM154 40V39H153ZM180 41H181V39H179ZM189 40V39H188ZM24 41H26L25 39H24ZM30 41V40H29ZM33 41V40H32ZM38 41H37V43L36 42H32V43H36V44H39L40 43V41H39V43H38ZM48 41H49V39H48ZM57 41H55L54 42V44L57 42ZM72 41V40H71ZM86 41V42H87ZM91 42L93 41V40H90ZM90 41H89V43H90ZM126 41V40H125ZM162 41V40H161ZM22 42H23V40H22ZM21 42V43H22ZM52 41H50L49 43H51ZM76 42H78V41H76ZM79 42H80V40H79ZM82 43H83V41H81ZM80 42V43H81ZM94 42H96V40H94L92 43H94ZM165 42V41H164ZM182 42H184V41H182ZM198 42V41H197ZM31 43V42H30ZM64 43H63V46H64ZM73 43H75V42H73ZM72 43V44H73ZM97 43V42H96ZM125 42H123L122 43V45L124 44ZM126 43H128L127 41H126ZM126 43H125V45H126ZM23 44H24V42H23ZM58 44V43H57ZM57 44H55V46L57 45ZM85 44V43H84ZM188 44V43H187ZM198 44H203V43H198ZM25 46L27 45V43L26 44H24ZM180 45V44H179ZM28 46V45H27ZM41 46V45H40ZM54 45H53V47H55ZM58 46V45H57ZM69 45H67V46H64V48H68V52H70L69 51V47H68ZM92 46V45H91ZM167 46V45H166ZM177 46V45H176ZM199 46V45H198ZM35 47V46H34ZM33 47V48H34ZM52 47V46H51ZM72 47H73V45H72ZM71 47V48H72ZM76 47V46H75ZM203 47V46H202ZM23 48V47H22ZM38 48H40V47H38ZM183 48H184V46H183ZM206 48V47H205ZM26 49H28V47L26 48ZM30 49V48H29ZM44 49V48H43ZM53 49H55V48H53ZM52 49V50H53ZM58 49V48H57ZM33 50V52H34V49H32ZM39 50V49H38ZM42 50V49H41ZM46 50H48V49H46ZM46 50L44 49V51L46 52ZM51 50V51H52ZM197 50V49H196ZM206 50V49H205ZM29 51V50H28ZM28 51H26V52H28ZM31 51V50H30ZM37 51V50H36ZM60 51V50H59ZM66 51H67V49H66ZM152 51V50H151ZM175 51V50H174ZM53 52H55V50H53ZM67 52V53H68ZM195 52V51H194ZM42 53H43V51H41V53H38V55L40 54V55H42ZM167 53V52H166ZM37 54V53H36ZM36 54H34V55H36ZM45 54V53H44ZM43 54V56L41 57L42 59H43V57L45 56ZM198 54V53H197ZM8 55H7V58H3L4 60L5 59H9L8 58ZM37 55V56H38ZM2 56V55H1ZM22 56V55H21ZM56 56V55H55ZM64 57H65V55H63ZM190 56V55H189ZM200 56V55H199ZM6 57V56H5ZM25 57H27V56H25ZM39 57V58H40ZM50 57V56H49ZM49 57H47L46 56V58L45 59H47V58H49ZM146 57V56H145ZM164 57V56H163ZM182 57V56H181ZM22 58H23V56H22ZM34 58V57H33ZM41 58L39 59V62H41L42 60H41ZM169 58V57H168ZM183 58V57H182ZM232 58H234V57H232ZM10 59V60H11ZM20 59V58H19ZM35 59V58H34ZM37 59H38V57H37ZM53 59V58H52ZM56 59V58H55ZM55 59H53L52 61L51 60H49V61H51V62H53ZM58 59V58H57ZM56 59V60H57ZM176 59V58H175ZM9 60V61H10ZM17 60H18V58H17ZM36 60V59H35ZM60 60V59H59ZM59 60H57L58 61V63H59V65H58V68H59V66H61V63L59 62ZM68 60H69V58H68ZM8 61V60H7ZM19 61H21V60H19ZM71 61V60H70ZM86 61V60H85ZM170 61V60H169ZM185 61V60H184ZM190 61V60H189ZM205 61V60H204ZM14 63V62H13ZM16 63V62H15ZM43 63V62H42ZM75 63V62H74ZM76 63H78V62H76ZM81 63V62H80ZM79 63V64H80ZM205 63H206V61H205ZM64 64H66L65 62H62V65H64ZM82 64H83V62H82ZM82 64H80V65H78L79 67L80 66H84V65H82ZM94 64V63H93ZM136 64V63H135ZM189 64H191V63H189ZM213 64V63H212ZM7 65H10V64H7ZM25 65V64H24ZM49 65V64H48ZM53 65V64H52ZM56 65V64H55ZM54 65V66H55ZM187 65V64H186ZM98 66V65H97ZM191 66V65H190ZM226 66V65H225ZM63 67V66H62ZM55 68H57V66L55 67ZM63 68H65V70H63ZM62 68V71H66V66H64ZM227 69H228V67H226ZM60 69H61V67H60ZM69 69V68H68ZM92 69V68H91ZM217 69V68H216ZM230 69V68H229ZM59 70V69H58ZM84 70V69H83ZM82 70V71H83ZM99 70V69H98ZM165 71V70H164ZM191 71V70H190ZM217 71V70H216ZM228 71V70H227ZM231 71V70H230ZM44 72V71H43ZM53 72V71H52ZM84 72V71H83ZM235 72V71H234ZM26 72L25 71H22V70H15L14 69V67L13 68H11V67H8V66H5L4 64H3V62H0V207L2 206V208H0V209H3V205H4V203H6V206H7V202L10 200V201H12L13 199L15 200V198H16V200H17V202H18V198H20V199H22V200H20V201H22L23 202V204H24V206L25 207H30V209L31 208H33L34 207V205H35V207H36V203H37V201L39 202V201H41L40 199L41 198H43V205H44V200L47 202H45L46 204H50L49 206L51 207V204L52 203H57V202H59L60 200H66V199H68L69 198V196L70 195H72V193H70L67 189H64L63 188V185L65 184H63L62 185V183H63V181H66L68 178H70L71 176H75V178H77V180H82L83 178H82V176H81V174L83 173V172H81V174H78V173H76L75 171L76 170H74V168H75V165H77L78 166V168H79V166H82L83 167V169L85 168V170H87V171H85V172H89V173H92L94 176V179H99L100 177H99V166L100 165H104V167H105V165L107 166V167H109L108 168V170H109V172L110 173H112V172H115L114 170L116 169V168H119L118 167V165L119 166H121L120 164H122L121 162L123 161L124 162V160H122L121 162H120V164L119 163H116V162H112V161H109L110 160V158H108V156H107V158L108 159H105V163L104 164H100L99 162H98V157L97 158H95V157H93L94 155V153L93 154H88L89 152L91 153V151L92 150H94V149H96V145H95V142H93L92 143V139L90 138L89 139V137H87L86 135V137L91 141H87L86 142V139L87 138H84L85 139V141L82 139V133L85 131L83 128H85L84 127V125L82 124V123H84V124H86L83 120V118H82V120H81V114H80V112H81V110H79L80 112H78V110H77V108H75V107H73V105L71 104V102H70V100L67 98V96H68V92H67V95L63 92L64 90H65V88H61V89H63V91L62 92H60L59 90V88H57L58 89V91H55V90H51V89H49V87L47 86V85H45L44 84V81H46V80H44L43 81V79H41V78H38V79H33V78H31L30 76H28L27 74H25ZM39 73V72H38ZM68 73V72H67ZM86 74H87V76L89 75L87 72H85ZM110 73V72H109ZM145 73V72H144ZM189 73V72H188ZM55 74V73H54ZM151 74V73H150ZM232 74V73H231ZM141 75V74H140ZM234 75V74H233ZM61 76V75H60ZM63 76V75H62ZM90 76H92V75H90ZM90 76H88V77H90ZM152 76V75H151ZM232 76V75H231ZM33 77V76H32ZM72 77V76H71ZM76 77V76H75ZM96 77V76H95ZM143 77V76H142ZM144 77H146V76H144ZM209 77V76H208ZM236 77V76H235ZM54 78V77H53ZM66 78V77H65ZM92 78V77H91ZM101 78V77H100ZM210 78H211V76H210ZM84 79V78H83ZM90 79V78H89ZM93 79V78H92ZM205 79V78H204ZM236 79V78H235ZM93 80H95V79H93ZM98 80H100V79H98ZM121 80V79H120ZM187 80H189V79H187ZM193 80V79H192ZM209 80V79H208ZM211 80V79H210ZM214 80V79H213ZM226 80V79H225ZM89 81V80H88ZM168 81V80H167ZM185 81V80H184ZM236 81V80H235ZM262 81V80H261ZM47 82V81H46ZM61 82V81H60ZM95 82V81H94ZM146 82V81H145ZM209 82V81H208ZM214 82H216V80H214ZM66 83V82H65ZM101 83H102V81H101ZM124 83V82H123ZM183 83V82H182ZM197 83V82H196ZM223 83V82H222ZM238 83V82H237ZM51 84V83H50ZM98 84V83H97ZM109 84V83H108ZM112 84V83H111ZM190 84V83H189ZM192 84V83H191ZM219 84V83H218ZM217 84V85H218ZM85 85V84H84ZM83 85V86H84ZM105 85V84H104ZM170 85H172V84H170ZM184 85V84H183ZM195 85V84H194ZM237 85V84H236ZM239 85V84H238ZM241 85V84H240ZM54 86V85H53ZM57 86V85H56ZM55 86V87H56ZM68 86V88H66V91H68V89L69 88H71L69 85H67ZM66 86V87H67ZM76 86V85H75ZM187 86H189V85H187ZM52 87V86H51ZM59 87V86H58ZM65 87V86H64ZM106 87V86H105ZM105 87H103V89L105 88ZM191 87V86H190ZM193 87V86H192ZM206 87V86H205ZM264 87V86H263ZM83 88V87H82ZM194 88V87H193ZM208 88V87H207ZM210 88V87H209ZM212 88V87H211ZM72 90H73V88H71ZM71 89H70V93L72 94V96H74V93H72V91H71ZM102 89V90H103ZM106 89H107V91L105 92V96H103V94L101 95V97L103 96L107 101H111L110 102V104H112L113 102V96H112V94H116V93H112L111 94V92H112V90H108V88L106 87ZM105 89V90H106ZM175 89V88H174ZM138 90V89H137ZM205 90V89H204ZM207 90H209V89H207ZM218 90H219V87H218ZM221 90V89H220ZM110 91V92H109ZM215 91V90H214ZM213 91V92H214ZM82 92V91H81ZM206 92V91H205ZM213 92H211V94L213 93ZM100 93V92H99ZM199 93H201V92H199ZM209 93V92H208ZM215 93V92H214ZM70 94V95H71ZM126 94V93H125ZM174 94H175V92H174ZM177 94V93H176ZM210 94V95H211ZM218 94H219V92H218ZM87 95H89V94H87ZM121 95V94H120ZM123 95V94H122ZM166 95V94H165ZM168 95V94H167ZM173 95V94H172ZM192 95V94H191ZM200 95V94H199ZM202 95V94H201ZM209 95V94H208ZM223 95V94H222ZM232 95V94H231ZM124 96V95H123ZM192 96H194V95H192ZM213 96V95H212ZM225 96V95H224ZM74 97H76V96H74ZM92 97V96H91ZM100 97V98H101ZM125 97H127V96H124V97H122V98H125ZM172 97V96H171ZM174 97V96H173ZM172 97V98H173ZM189 97V96H188ZM211 97V96H210ZM208 98L207 97V99L209 100V99H211V98ZM215 97V96H214ZM218 97V96H217ZM130 98V97H129ZM179 98V97H178ZM177 98V99H178ZM185 98V97H184ZM186 98H187V96H186ZM190 98V97H189ZM198 98V97H197ZM213 98V97H212ZM91 99V98H90ZM105 99H103V100H105ZM126 99V101L125 102H127V98H125ZM176 99V100H177ZM180 99V98H179ZM178 99V100H179ZM183 98H181V100H182ZM221 99V98H220ZM73 100V99H72ZM80 100V99H79ZM115 100V99H114ZM116 100H119V98L118 99H116ZM121 101H122V99H120ZM119 100V101H120ZM196 100H198V99H196ZM218 100H219V98H218ZM226 100V99H225ZM224 100V98L222 99V100H220V101H222V102H220V109H221V111H220V113H222V114H224L225 113V115H226V119H225V122L228 124V125H230V127H231V124L230 123H232L231 122V120H234V119H236V116L238 115H235L234 114V112L232 113L231 112V110H230V108H231V106H230V103L226 100L225 101ZM101 101V100H100ZM106 101V102H107ZM120 101V102H121ZM159 101V100H158ZM175 101V100H174ZM183 101V100H182ZM109 102H107V103H109ZM116 101H114V103H115ZM120 102H118V104H123V103H120ZM130 102V101H129ZM128 102V103H129ZM192 102V101H191ZM208 102V101H207ZM74 103H76L75 101H74ZM139 103V102H138ZM148 103V102H147ZM214 103V102H213ZM212 103V104H213ZM94 104V103H93ZM116 104V103H115ZM118 104H116V106H118ZM125 104V103H124ZM219 104V103H218ZM79 105H80V103H79ZM100 105V104H99ZM114 105V104H113ZM112 105V106H113ZM126 105V104H125ZM243 105V104H242ZM245 105V104H244ZM82 106V105H81ZM120 106H122V105H120ZM124 106V105H123ZM122 106V107H123ZM163 106H167V105H163ZM188 106V105H187ZM249 106V105H248ZM121 107V108H122ZM152 107V106H151ZM190 107V106H189ZM83 108H85V107H83ZM82 108V109H83ZM88 108H90V107H88ZM119 108V107H118ZM130 108V107H129ZM144 108V107H143ZM160 108V107H159ZM161 108H163L162 106H161ZM213 108V107H212ZM215 108V107H214ZM78 109H81V107L79 108L78 107ZM87 109V108H86ZM123 109V108H122ZM180 109V108H179ZM216 109V108H215ZM88 110V109H87ZM92 111L94 110V109H91ZM158 110V109H157ZM190 110V109H189ZM199 110H200V108H199ZM217 110V111H218ZM91 111V112H92ZM96 111V110H95ZM103 111H105V110H103ZM158 111H161V109L160 110H158ZM166 111V110H165ZM182 111V110H181ZM215 111V110H214ZM238 111V110H237ZM246 111V110H245ZM250 111V110H249ZM94 112V111H93ZM110 112V111H109ZM169 112H171L170 110H169ZM175 112V111H174ZM174 112H172V113H174ZM177 112V111H176ZM224 112V113H223ZM241 112V111H240ZM248 112V111H247ZM82 113V112H81ZM95 114H96V112H94ZM161 113V112H160ZM178 113H180V112H178ZM213 113V112H212ZM84 114H85V116L87 115V113H84V110H83V113H82V117H84V118H86L85 120L86 121H88V115L85 117L84 116ZM164 114V113H163ZM93 115V114H92ZM96 115H98V114H96ZM149 115V114H148ZM162 115V114H161ZM166 115V114H165ZM184 115V114H183ZM211 115V114H210ZM220 115V114H219ZM224 115V116H225ZM248 115V114H247ZM90 116V115H89ZM171 116L173 117V115L171 114ZM175 116V115H174ZM177 116V115H176ZM175 116V117H176ZM202 116V115H201ZM209 116V115H208ZM223 116V115H222ZM221 116V117H222ZM243 116V115H242ZM251 116V115H250ZM92 117H94V115L92 116ZM172 117H169V118H172ZM175 117H174V119H175ZM211 117V116H210ZM217 117H218V115H217ZM240 117V116H239ZM168 118V117H167ZM167 118H165V119H167ZM168 118V119H169ZM177 118H178V116H177ZM181 116L179 117V121L180 122H183V120L181 121ZM251 118V117H250ZM263 118V117H262ZM91 119V117H89V120ZM92 119L94 120L93 122H95L96 123V125L93 123V124H91V125H89V123L90 122H92ZM91 119V121L88 123V125L89 126H92V125H94V126H92V128L94 127V128H96L95 126H97V119L95 120L94 118H92ZM174 119H172V120H174ZM223 118H221V120H222ZM252 119H253V117H252ZM132 120V119H131ZM169 120H171V119H169ZM215 120V119H214ZM220 120V121H221ZM247 120V119H246ZM83 121V122H82ZM100 121V120H99ZM157 121V120H156ZM175 121L177 122V120L175 119ZM178 121V122H179ZM206 121V120H205ZM218 120L216 119V122H217ZM224 121V120H223ZM235 121V120H234ZM238 121V120H237ZM241 121V120H240ZM250 121V120H249ZM249 121H248V123H249ZM153 122H154V120H153ZM153 122H151V123H153ZM158 122V121H157ZM176 122H175V124L174 125H176ZM177 122V123H178ZM179 122V123H180ZM201 122V121H200ZM204 122V121H203ZM209 122V121H208ZM215 122V121H214ZM236 122V121H235ZM261 122V121H260ZM190 123V122H189ZM188 123V124H189ZM213 123V122H212ZM223 123V122H222ZM238 123H240V122H238ZM127 124V123H126ZM137 124V123H136ZM172 124V123H171ZM185 124H186V122H185ZM187 124V125H188ZM194 124V123H193ZM202 124H204V123H202ZM134 125V124H133ZM148 125V124H147ZM157 125V124H156ZM248 125V124H247ZM251 125V124H250ZM89 126H87V128H89ZM99 126H100V128H103L104 127V130L106 129L105 128V126H106V124H105V126H102L101 127V123L99 124ZM98 126V127H99ZM120 126V125H119ZM180 126H182L181 124H179V127ZM183 126L184 127H187L186 125H184L183 124ZM190 126V125H189ZM203 126V125H202ZM205 126V125H204ZM224 127H225V125H223ZM233 126V125H232ZM149 127V126H148ZM161 127V126H160ZM176 127H178V126H175V129H177ZM179 127H178V129L177 130H175V131H177L178 133H180V131H179ZM200 127H201V124H200ZM209 126L207 125V128H208ZM216 127V126H215ZM217 127H218V125H217ZM247 127V126H246ZM256 127V126H255ZM86 128V129H87ZM92 129V130H94V131H96L97 130V128L96 129ZM99 128V129H100ZM109 128V127H108ZM119 128H121V127H119ZM190 128H191V126H190ZM190 128L188 127V130H190ZM194 128H196V127H194ZM198 128V127H197ZM202 128V127H201ZM200 128V129H201ZM221 128V127H220ZM229 128V127H228ZM234 128V127H233ZM232 128V129H233ZM239 128V127H238ZM241 128V127H240ZM111 129V128H110ZM127 129V128H126ZM125 129V130H126ZM171 129V128H170ZM199 129V128H198ZM205 129V128H204ZM242 129V128H241ZM89 129H87V131H88ZM101 130V129H100ZM99 130V131H100ZM137 130V129H136ZM145 130V129H144ZM155 130V129H154ZM157 130V129H156ZM173 130V129H172ZM180 130H184V129H180ZM193 130V129H192ZM196 131H197V129H195ZM208 130V129H207ZM222 130V129H221ZM230 130V129H229ZM249 130V129H248ZM94 131L92 132L93 134H94V138H95V136H98V135H95V133H94ZM99 131H97V132H99ZM103 130H101V133H102V135H104V137L106 138L107 137V135H110V133L109 134H107L106 136H105V132H107V130H105L104 132H102ZM111 131H112V129H111ZM114 131V130H113ZM174 131V132H175ZM186 131V130H185ZM195 131V132H196ZM201 130H199V132H200ZM203 131V130H202ZM205 131H206V129H205ZM219 131V130H218ZM217 131V132H218ZM90 132H91V129H90ZM90 132H89V134H90ZM96 132V133H97ZM182 132V131H181ZM187 132V131H186ZM190 132V131H189ZM191 132H193V131H191ZM198 132V131H197ZM207 132V131H206ZM225 132V131H224ZM238 132V131H237ZM245 132V131H244ZM86 132H84L83 134H85ZM91 133V134H92ZM101 133H98V134H101ZM104 133V134H103ZM123 134H124V132H122ZM161 133V132H160ZM176 133V132H175ZM174 133V134H175ZM188 133V132H187ZM187 133L185 134V133H183L184 135H187ZM220 133H221V131H220ZM219 133V134H220ZM233 133H234V131H233ZM246 133V132H245ZM250 133H252V132H250ZM92 134V135H93ZM113 134L115 135V133L113 132ZM118 134V133H117ZM117 134H116V136H117ZM141 134V133H140ZM155 134V133H154ZM189 134V133H188ZM199 134V133H198ZM200 134H203V133H201L200 132ZM240 134V131L237 133V135H239ZM242 134H243V132H242ZM101 135V136H102ZM114 135H110V136H114ZM128 135V134H127ZM161 135V134H160ZM179 135H181L180 137H179V139L183 136L181 133L179 134ZM210 135V134H209ZM255 135V134H254ZM261 135V134H260ZM84 136V137H85ZM100 136V135H99ZM114 136V138H112V137H107L109 140L112 138V139H114L115 141H116V138L117 137H120V140L122 139V138H124V137H122V136ZM125 136V135H124ZM132 136V135H131ZM135 136V135H134ZM133 136V137H134ZM162 136V135H161ZM189 136H191V135H189ZM205 136H208L207 134L205 135ZM204 136V137H205ZM226 136V135H225ZM240 136H241V134H240ZM103 136H102V141H100L102 144H103V140L105 139ZM130 137V136H129ZM129 137L127 138L129 141H127V143H130L129 145L131 146V144H132V142L133 141H136V140H133V141H131L130 139H129ZM148 137V136H147ZM166 137V136H165ZM188 136H185V138H187ZM203 137V138H204ZM209 137H211V136H209ZM208 137V138H209ZM217 137V136H216ZM234 137H236L235 135H234ZM255 137V136H254ZM106 138V139H107ZM150 138V137H149ZM152 138V137H151ZM178 138V137H177ZM184 138V137H183ZM183 138H182V140H183ZM222 138V137H221ZM96 139H97V137H96ZM100 139V138H99ZM105 139V140H106ZM108 139L106 140V141H108ZM119 139V138H118ZM118 139H117V141H116V143L118 142L119 143V141H118ZM124 139H126V137L124 138ZM123 139V140H124ZM137 139V138H136ZM190 139V138H189ZM211 139V138H210ZM228 139V138H227ZM242 141H243V139L245 140V141H247V143H249V145L247 146V147H250L251 146V148H252V150H253V152H254V154L256 153V155H257V157L256 158H258V163L260 164V165H264V147H262L258 142H257V140H255V138L253 139L252 137H250V135L249 134H246V135H243L242 136ZM259 139V138H258ZM262 139V138H261ZM260 139V140H261ZM98 140V139H97ZM178 140V139H177ZM181 140V139H180ZM182 140L180 141V142H182ZM235 140V139H234ZM99 141V140H98ZM125 141L126 140H124L123 142L125 143ZM150 141V140H149ZM187 141H188V139H187ZM196 141V140H195ZM209 141V140H208ZM220 141H221V139H220ZM228 141V140H227ZM231 141V140H230ZM240 141V140H239ZM241 141V142H242ZM245 141H243L244 142V144H246L245 143ZM249 141V142H248ZM111 142V141H110ZM122 142V141H121ZM137 142H138V139H137V141L135 142V143H133V144H135L136 146H137ZM159 142V141H158ZM199 142H200V140H199ZM210 142V141H209ZM101 143H99L98 144V147L101 149L100 151H101V153H99V154H101V156L103 155V153H102V148L104 149V152H106L108 149H107V147H110V146H108V145H105L106 144V142L104 141V145H105V147H106V149L104 148V145H103V147L101 148L99 145L101 144ZM112 144H114L113 143V141L111 142ZM114 144L113 146H115V145H117V146H119L118 145V143L117 144ZM141 143H142V141H141ZM183 143H184V140H183ZM189 143H190V141H189ZM188 143V144H189ZM197 143V142H196ZM220 143V142H219ZM235 144H236V142H234ZM102 144H101V146H102ZM120 144V143H119ZM123 144V143H122ZM132 144V145H133ZM139 144V143H138ZM233 144V143H232ZM237 144H239V143H237ZM243 144V145H244ZM251 144V145H250ZM135 145H133V146H135ZM141 145V144H140ZM139 145V146H140ZM145 145V144H144ZM154 145V144H153ZM186 145H187V143H186ZM225 145H226V143H225ZM124 146V145H123ZM129 146V147H130ZM150 146V145H149ZM148 146V147H149ZM174 146V145H173ZM177 146V145H176ZM176 146H174L175 147V151L177 152L178 151V147H177V149H176ZM183 146V145H182ZM181 146V147H182ZM203 146V145H202ZM219 146V145H218ZM236 146V145H235ZM241 146V145H240ZM246 146V145H245ZM116 147V146H115ZM142 147H143V145H142ZM147 147V148H148ZM159 147V146H158ZM173 147V148H174ZM186 147H188L187 149H189V146H186ZM211 147V146H210ZM217 147V146H216ZM223 147H225V146H223ZM237 147V146H236ZM132 148H134V147H132ZM132 148H130L131 150H132ZM136 148V147H135ZM146 148V149H147ZM162 148H163V146H162ZM165 148V147H164ZM163 148V149H164ZM167 148H169V147H167ZM194 148V150H196L195 149V147H193ZM213 148V147H212ZM241 148V147H240ZM251 148H249L250 150H251ZM112 149H113V147H112ZM112 149H110L109 148V151H111ZM127 149V148H126ZM142 148H139V150H138V146H137V150L138 151H140ZM149 149V148H148ZM155 149V148H154ZM157 149V148H156ZM158 149H160V148H158ZM171 149V148H170ZM169 149V150H170ZM201 149L202 150H204L202 147H201ZM207 149V148H206ZM216 149V148H215ZM226 149V148H225ZM230 149V148H229ZM248 149V148H247ZM115 150V149H114ZM116 150H117V148H116ZM130 150V152H133V150L131 151ZM137 150H135V151H137ZM150 150V149H149ZM167 150V149H166ZM172 150V149H171ZM174 150V149H173ZM190 150H193L192 148L190 149ZM189 150V151H190ZM200 150V149H199ZM223 150V149H222ZM244 150V149H243ZM245 150H246V148H245ZM249 150V151H250ZM252 150H251V152H252ZM120 151V150H119ZM127 151V150H126ZM129 151V150H128ZM134 151V152H135ZM146 151V150H145ZM145 151H144V153H145ZM153 151V150H152ZM151 150H150V154H151V152H152ZM155 151V150H154ZM157 151V150H156ZM161 151H163L162 149H161ZM180 149H179V153H180ZM206 151V150H205ZM204 151V152H205ZM226 151V150H225ZM235 151V150H234ZM233 151V152H234ZM238 151H239V149H238ZM237 151V152H238ZM93 152V151H92ZM112 152V154L114 155V152L113 151H111ZM118 151H116L115 153V157H116V155L118 154L117 153ZM141 152H143V150H141ZM139 153V152H136L137 154L139 153V154H142V153ZM147 152V151H146ZM158 153H160L159 151H157ZM166 152V151H165ZM171 152V151H170ZM174 151H172L171 152V154L173 153ZM194 152V151H193ZM192 152V153H193ZM198 152V151H197ZM196 152V153H197ZM206 152H208V151H206ZM206 152L204 153V156H205V154H206ZM223 152V151H222ZM230 152V151H229ZM241 152V151H240ZM244 152V151H243ZM245 152H247V151H245ZM253 152H252V154H253ZM98 154V152H96L95 151V154ZM107 153V152H106ZM122 153V152H121ZM167 153V152H166ZM168 153H169V151H168ZM167 153V154H168ZM175 153V152H174ZM199 153V152H198ZM217 153H219V151L217 152ZM226 153V152H225ZM228 153V152H227ZM235 153V152H234ZM84 154H88V155H84ZM96 154V155H97ZM98 154V155H99ZM123 154V153H122ZM127 154V153H126ZM130 154L131 153H129V156L128 157H130ZM134 154V153H133ZM136 154V155H137ZM146 154H148V153H146ZM163 154H164V151H163ZM162 154V152H161V154L160 155H163ZM170 154V155H171ZM182 154V153H181ZM200 154H201V152H200ZM199 154V155H200ZM208 154V153H207ZM219 154H221V153H219ZM240 154V153H239ZM249 154H251L250 152H249ZM93 155V156H92ZM95 155V156H96ZM107 155H109V154H107ZM118 155H120V154H118ZM117 155V157H118V159H119V156ZM144 155V154H143ZM152 155V154H151ZM153 155L155 156L156 155V152H153ZM152 155V156H153ZM159 155V154H158ZM167 156L166 158H172V156ZM173 155V154H172ZM198 155V156H199ZM218 155V154H217ZM216 155V156H217ZM222 155H223V153H222ZM226 155V154H225ZM232 156L234 155V154H231ZM230 155V156H231ZM236 155V154H235ZM234 155V156H235ZM241 155V154H240ZM256 155H254V156H256ZM100 156V157H101ZM110 156V155H109ZM112 156V155H111ZM123 156H124V154H123ZM154 156H153V158H154ZM157 156V155H156ZM156 156H155V158H156ZM163 156H165V155H163ZM188 156V155H187ZM203 156V155H202ZM203 156V157H204ZM216 156H214V157H209V155L208 156H206L207 157V160H210V163H209V165L211 164L212 166L214 165V166H216V165H222L223 163H224V158L222 159V158H218V157H220L219 155H218V157L215 159V157ZM224 156V155H223ZM252 156V155H251ZM253 156V157H254ZM127 157V156H126ZM135 157V156H134ZM142 159H143V156H140ZM158 157V156H157ZM175 157V156H174ZM173 157V158H174ZM178 157V156H177ZM184 157V156H183ZM191 157V156H190ZM236 157H238V156H236ZM240 157V156H239ZM242 157H244V156H242ZM250 157V156H249ZM103 158H105V157H102V159ZM113 158H114V156H113ZM120 158H122V155H121V157ZM125 158V157H124ZM124 158H122V159H124ZM133 158V157H132ZM152 158V157H151ZM150 158V159H151ZM154 158V159H155ZM159 158V157H158ZM169 158V159H170ZM189 158V157H188ZM187 158V159H188ZM193 158V157H192ZM235 158V157H234ZM247 158V157H246ZM161 159V158H160ZM160 159H155V160H159L160 161ZM195 159H197V158H195ZM194 159V160H195ZM201 159V158H200ZM202 159H204V158H202ZM206 159V158H205ZM204 159V160H205ZM236 159V158H235ZM253 159V158H252ZM116 160V159H115ZM132 160V159H131ZM137 160V159H136ZM174 160V163L177 161L176 159H173ZM176 160V161H175ZM191 160V159H190ZM189 160V161H190ZM206 160V162H208ZM100 161H101V159H100ZM117 161V160H116ZM119 161V160H118ZM134 161V160H133ZM144 161H145V159H144ZM158 161V162H159ZM162 161H164V159H163V157H162ZM166 161V162H165ZM164 161V163L166 164V163H168L169 161L168 160H165ZM198 161V160H197ZM201 161V160H200ZM199 161V162H200ZM203 161V160H202ZM228 161V160H227ZM238 161V160H237ZM245 161V163L246 162H248L247 160H244ZM250 161V160H249ZM136 162V161H135ZM134 162V163H135ZM156 162V161H155ZM171 162H172V159H171ZM171 162H169L170 164H171ZM183 162H184V160H183ZM192 162V161H191ZM196 162V161H195ZM198 162V163H199ZM204 162V161H203ZM205 162V163H206ZM242 162V161H241ZM101 163H103V160H102V162ZM133 163V164H134ZM143 162H142V160H141V164H142ZM146 163V162H145ZM160 163V162H159ZM163 163V164H164ZM168 163V164H169ZM173 163V164H174ZM185 163H187L186 161H185ZM255 163H256V161H255ZM98 164H100L99 166H98ZM115 164V165H114ZM144 164V163H143ZM168 164H166V165H168ZM216 164V165H215ZM226 164V163H225ZM224 164V165H225ZM251 164H252V162H251ZM254 164V163H253ZM124 165V164H123ZM126 165V164H125ZM125 165H124V167H125ZM146 165V164H145ZM144 165V166H145ZM149 165V164H148ZM151 165V164H150ZM154 165V164H153ZM166 165H164V166H166ZM175 165V164H174ZM178 165V164H177ZM205 166H206V164H204ZM223 165V166H224ZM230 165H232V164H230ZM240 165H242V164H240ZM246 166H247V164H245ZM256 165V164H255ZM259 165V166H260ZM76 166V167H77ZM114 166H116V168H114ZM143 166V167H144ZM155 166H157V165H155ZM191 166V165H190ZM202 166V165H201ZM211 166V167H212ZM213 166V167H214ZM219 166H216V167H219ZM249 166V165H248ZM251 166V165H250ZM249 166V167H250ZM103 167V168H104ZM146 167V166H145ZM168 167H169V165H168ZM171 167H173V165H171ZM179 167V166H178ZM182 167V166H181ZM207 167H209V166H207ZM245 167V166H244ZM243 167V168H244ZM258 167V166H257ZM102 168V169H103ZM123 168V167H122ZM128 168V167H127ZM139 168V167H138ZM153 168V167H152ZM186 168V167H185ZM187 168H189V167H187ZM192 168H194V167H192ZM203 168V167H202ZM224 168V167H223ZM248 168V167H247ZM252 168V167H251ZM254 168V167H253ZM105 169V168H104ZM114 169V170H113ZM120 169H121V167H120ZM119 169V170H120ZM129 169V168H128ZM158 169V168H157ZM163 169V168H162ZM167 169V168H166ZM174 169V168H173ZM175 169L177 170V168L175 167ZM181 169V168H180ZM204 169V168H203ZM211 169H213V168H211ZM229 169V168H228ZM239 169V168H238ZM255 169V168H254ZM261 168H259V170H260ZM118 170V171H119ZM144 170H146V168L144 169ZM154 170V169H153ZM170 169H168L167 171H169ZM208 170H209V168H208ZM220 170V169H219ZM225 170V169H224ZM246 170V169H245ZM258 170V171H259ZM262 170V169H261ZM81 171H84V170H81ZM102 171V170H101ZM104 171V170H103ZM117 171V170H116ZM122 171H123V169H122ZM136 171H138L137 169H136ZM171 171V170H170ZM178 171V170H177ZM176 171V172H177ZM198 171V170H197ZM209 171H211V172H213L214 171V169H213V171L212 170H209ZM226 171V170H225ZM231 171H233V170H231ZM235 171V170H234ZM237 171V170H236ZM240 171H242V170H240ZM249 171V170H248ZM257 171V170H256ZM264 171V170H263ZM155 172V171H154ZM176 172H174V173H176ZM181 172V174H182V171H180ZM184 172V171H183ZM187 172V171H186ZM198 172H200V171H198ZM205 172V171H204ZM206 172H207V170H206ZM220 172V171H219ZM222 172V171H221ZM261 172V171H260ZM259 172V173H260ZM109 173V174H110ZM118 173V172H117ZM121 173V172H120ZM124 173H126V171L124 172ZM123 173V175H126L127 174V176H129V178L130 179H132V181H134L135 183H137L138 185L140 184V186H141V188H142V193L143 194H146V193H151V192H154V188H157L156 186L152 189V191H151V189L149 188V181L151 182V176H149L150 178L149 179H147V178H144L145 177V174L143 173V171H140L139 170V172H134V171H132V170H129L128 171V173H126V174H124ZM147 173V172H146ZM153 173V172H152ZM178 173V172H177ZM195 174H197L196 172H194ZM223 173H224V171H223ZM226 173V172H225ZM232 173V172H231ZM240 173V172H239ZM244 173V172H243ZM253 173H255V172H253ZM108 174V175H109ZM112 174H114V173H112ZM116 174V173H115ZM166 174V173H165ZM171 174V173H170ZM173 174V173H172ZM171 174V175H172ZM201 174H202V172H201ZM200 174V175H201ZM220 174V173H219ZM222 174V173H221ZM242 174V173H241ZM256 175L254 176L255 178H253V180L255 181V183H257L256 182V180L257 179H262L260 176V174H257V173H255ZM262 174V173H261ZM107 175V176H108ZM149 175V174H148ZM158 175H159V173H158ZM168 175V174H167ZM167 175H163L162 176V178L165 176V178H167V177H169V176H167ZM177 175H179V174H177ZM183 175V174H182ZM187 175V174H186ZM185 175V176H186ZM188 175H189V173H188ZM193 175V174H192ZM197 175H199V174H197ZM208 175V174H207ZM223 175V174H222ZM237 175V174H236ZM258 175H260V176H258ZM263 175V174H262ZM84 176V175H83ZM106 176V175H105ZM110 176H112V175H110ZM126 176V177H127ZM147 176V175H146ZM167 176V177H166ZM191 176V175H190ZM193 176H195V175H193ZM239 176V175H238ZM243 176V175H242ZM247 176V175H246ZM252 176H253V174H252ZM264 176V175H263ZM109 177V176H108ZM113 177V176H112ZM125 177V178H126ZM174 177H175V175H174ZM179 177V176H178ZM217 177V176H216ZM245 177V176H244ZM248 177V176H247ZM114 178V177H113ZM128 178V177H127ZM159 178V177H158ZM162 178H161V181H162ZM173 178V177H172ZM180 178H183V177H181L180 176ZM180 178H179V180H180ZM184 178H186V180H187V178H188V176L187 177H184ZM184 178L182 179V180H184ZM202 178V177H201ZM221 178V177H220ZM224 178V177H223ZM105 179V178H104ZM175 179V178H174ZM178 179V178H177ZM191 179V178H190ZM189 179V180H190ZM240 179H242L241 177H240ZM245 179V178H244ZM247 179H249L250 181H247V182H249V183H252V179H250V178H247ZM259 179V180H260ZM59 180V181H58ZM72 180V179H71ZM77 180H75V181H77ZM127 181H129L128 179H126ZM147 180H149V181H147ZM155 180V179H154ZM154 180H152V181H154ZM156 180H157V178H156ZM166 180V179H165ZM185 180V181H186ZM194 180H196V179H194ZM233 180V179H232ZM259 180H257V181H259ZM263 180V179H262ZM83 181H85V180H83ZM92 181V180H91ZM98 181V180H97ZM170 182H171V179L169 180ZM173 181V180H172ZM197 181V180H196ZM243 181V180H242ZM244 181H246V180H244ZM253 181V182H254ZM82 181H80V183H81ZM94 182H96V181H94ZM102 182V181H101ZM100 182V183H101ZM155 182V181H154ZM157 182H159V180L157 181ZM156 182V183H157ZM173 182H176V179L173 181ZM181 182V181H180ZM201 182V181H200ZM209 182H211V181H209ZM209 182H206L207 184L209 183ZM226 182V181H225ZM231 181H229V183H230ZM234 182V181H233ZM237 181H235V183H236ZM240 182H241V180H240ZM261 183H262V181H260ZM76 183V182H75ZM109 183V182H108ZM116 183H118V182H116ZM151 183H153V182H151ZM169 183V182H168ZM167 183V184H168ZM172 183V182H171ZM182 183V182H181ZM184 183V182H183ZM191 183V182H190ZM190 183H188L189 185H190ZM201 183H203V184H205V182H201ZM200 183V184H201ZM222 183H223V181H222ZM228 183V182H227ZM93 184H95V183H93ZM105 184H107V183H105ZM104 184V185H105ZM110 184V183H109ZM109 184H108V186H103L102 184H101V190H99L100 192H101V194L102 195H100V197L102 196L103 198H106V199H109L110 200V202L112 201V204H113V207H116V208H118L119 207V209H121V210H124L125 209V207L124 206H122L123 204H121V205H119L120 204V201L118 202V201H116V196H118V195H116L117 193H115V191H113L114 189L115 190H117L115 187H113L114 189L112 190V188H111V186H109ZM124 184V183H123ZM160 184V183H159ZM173 185H174V183H172ZM179 184V183H178ZM187 184V185H188ZM199 184V183H198ZM199 184V185H200ZM207 184H205V185H207ZM214 184H216V183H214ZM233 184V183H232ZM240 184V183H239ZM258 184V183H257ZM256 184V185H257ZM117 185V184H116ZM122 185V184H121ZM183 185H185V183L183 184ZM182 184H181V186H183ZM187 185H185L186 187H187ZM223 185V184H222ZM228 185V184H227ZM236 185V184H235ZM259 185V184H258ZM99 186V185H98ZM130 186H131V184H130ZM154 186V185H153ZM207 186H210V187H212L211 186V184L210 185H207ZM206 186V187H207ZM214 186H216V185H214ZM232 186V185H231ZM236 186H238V184L236 185ZM245 186V185H244ZM252 186V185H251ZM261 186V185H260ZM260 186H259V189H261L260 188ZM87 187V186H86ZM117 187V186H116ZM122 187V186H121ZM136 187V186H135ZM180 187V186H179ZM185 187V188H186ZM191 187H192V185H191ZM191 187H189V188H191ZM196 186H194V188H195ZM243 187V186H242ZM264 187V186H263ZM194 188H192V189H194ZM197 188V187H196ZM196 188H195V190H196ZM222 188V187H221ZM241 188V187H240ZM250 188V187H249ZM89 189V188H88ZM132 189V188H131ZM135 189V188H134ZM149 189H150V191H149ZM168 189V188H167ZM172 189V188H171ZM176 189H178V188H176ZM187 189V188H186ZM185 189V190H186ZM218 189V188H217ZM227 189V188H226ZM251 189V188H250ZM122 190V189H121ZM156 190V189H155ZM159 190V189H158ZM160 190H162V189H160ZM170 190V189H169ZM183 190V189H182ZM198 190V189H197ZM202 190V189H201ZM209 190V189H208ZM213 190H215V189H213ZM232 190V189H231ZM236 190V189H235ZM173 191V190H172ZM234 191V190H233ZM238 191V190H237ZM236 191V192H237ZM247 191V190H246ZM254 191V190H253ZM262 191V190H261ZM159 192V191H158ZM190 192L192 193L193 191H191V189H190ZM213 192V191H212ZM220 192V191H219ZM232 192V191H231ZM235 192V193H236ZM239 192V191H238ZM264 192V191H263ZM262 192V193H263ZM81 193V192H80ZM96 193V192H95ZM127 193V192H126ZM141 193V192H140ZM141 193V194H142ZM184 193V192H183ZM214 193V192H213ZM255 193V192H254ZM256 193H258V192H256ZM255 193V194H256ZM153 194V193H152ZM159 194V193H158ZM180 194H181V192H180ZM185 194V193H184ZM212 194V193H211ZM249 194V193H248ZM254 194V195H255ZM116 195V196H115ZM124 195V194H123ZM122 195V196H123ZM126 195V194H125ZM127 195H128V193H127ZM161 195V194H160ZM165 195V194H164ZM170 195V194H169ZM182 195V194H181ZM187 195V194H186ZM192 195V194H191ZM203 195V194H202ZM261 196L260 194H256V196ZM73 196V195H72ZM80 196V195H79ZM98 196V195H97ZM96 196V197H97ZM178 196V195H177ZM184 196V195H183ZM199 196H200V194H199ZM204 196V195H203ZM222 196V195H221ZM221 196H220V198H221ZM255 196V197H256ZM15 197V198H14ZM100 197H99V199H100ZM101 197V198H102ZM126 197H128V196H126ZM151 197V196H150ZM154 197V196H153ZM179 197V196H178ZM195 197V196H194ZM202 196H200V198H201ZM254 197V196H253ZM263 197H264V195H263ZM13 198V199H12ZM80 198V197H79ZM118 199H120L119 197H117ZM215 198V197H214ZM222 198H224V197H222ZM235 198V197H234ZM238 198V197H237ZM248 198V197H247ZM81 199V198H80ZM80 199H78V200H80ZM83 199V198H82ZM164 199V198H163ZM174 199V198H173ZM186 199V198H185ZM192 199V198H191ZM241 199V198H240ZM258 199H261V197H259ZM16 200H15V202H16ZM75 200H77V199H75ZM93 200H95V199H93ZM131 200V199H130ZM147 200V199H146ZM161 199H159V201H160ZM175 200H176V198H175ZM209 200V199H208ZM225 200V199H224ZM230 200V199H229ZM242 200V199H241ZM263 200V199H262ZM261 200V201H262ZM10 201H9V203H8V205H11V203H10ZM73 201H74V199H73ZM99 201V200H98ZM151 201V200H150ZM158 201V202H159ZM186 201V200H185ZM192 201V200H191ZM205 201V200H204ZM218 201H219V199H218ZM228 201V200H227ZM247 201V200H246ZM251 201V200H250ZM258 201V200H257ZM256 201V202H257ZM60 202H62L63 203V201H60ZM69 202V201H68ZM100 202V201H99ZM119 204H118V203ZM125 202V201H124ZM139 202V201H138ZM164 202V201H163ZM173 202V201H172ZM177 202V201H176ZM214 202V201H213ZM215 202H217V201H215ZM214 202V203H215ZM223 202V201H222ZM229 202V201H228ZM234 202V201H233ZM258 202H260V200L258 201ZM12 203H14V202H12ZM19 203V202H18ZM73 203V202H72ZM85 203V202H84ZM95 203V202H94ZM109 203V202H108ZM140 203H142V202H140ZM149 203V202H148ZM182 203V202H181ZM185 203V202H184ZM187 203H189V202H187ZM213 203V204H214ZM226 203V202H225ZM235 203H236V201H235ZM244 203V202H243ZM254 203V202H253ZM253 203H251L252 205H253ZM262 203H264V201H262ZM261 203V204H262ZM3 204V205H2ZM39 204V203H38ZM37 204V205H38ZM66 204H67V202H66ZM69 204V203H68ZM76 204V203H75ZM80 204V203H79ZM87 204V203H86ZM88 204H90L89 202H88ZM158 204V203H157ZM161 204V203H160ZM175 204V203H174ZM177 204H180V203H177ZM203 204V203H202ZM209 204V203H208ZM245 204V203H244ZM260 204V205H261ZM13 205V204H12ZM16 205V204H15ZM20 205H21V207L23 206L22 205V203H20ZM43 205H39V207L37 206L36 207V209L38 208V210H39V208H40V206L42 207ZM54 205V204H53ZM52 205V207H54ZM62 205V204H61ZM61 205H58V207L56 208V209H62L63 207H65V203L63 204V206H61ZM98 205V204H97ZM108 205V204H107ZM128 205V204H127ZM183 205V204H182ZM185 205V206H184ZM183 205V207H187V209H188V211H187V209H186V211L187 212H185V215L187 216V218L189 219L188 221H189V223H191V225H193L194 226V224H196V221H198V216H196L193 212H195V211H193L192 212V208H194V206L192 207L191 205V203L190 204H184ZM206 205V204H205ZM230 205H232L231 203H230ZM248 205V204H247ZM246 205V206H247ZM256 205H258V204H256ZM256 205H254V206H256ZM48 206V207H49ZM59 206H60V208H59ZM102 206V205H101ZM210 206V205H209ZM236 206V205H235ZM241 206V205H240ZM259 206V205H258ZM257 206V207H258ZM263 206V205H262ZM262 206H261V208H262ZM43 207H45V205L43 206ZM72 207V206H71ZM71 207L70 208H68V209H70V211L71 212H73V210H71ZM73 207H74V205H73ZM89 207V206H88ZM93 207H94V205H93ZM109 207V206H108ZM148 207V206H147ZM146 207V208H147ZM180 207V206H179ZM178 207V208H179ZM190 207H192L191 208V210H190ZM202 207H203V205H202ZM224 207V206H223ZM228 207V206H227ZM253 207V206H252ZM256 207V208H257ZM260 207V206H259ZM23 208V207H22ZM54 208V209H55ZM75 208H77L76 210H75ZM79 208H81V207H79ZM78 208V206H75L74 207V212H78V211H80L81 212V210L84 208V207H82V209H80V210H78L79 209ZM99 208V207H98ZM115 208V209H116ZM129 208V207H128ZM146 208H143V211H144V209H146ZM174 208H176V207H174ZM216 208V207H215ZM222 208V207H221ZM231 208V207H230ZM246 208V207H245ZM254 208V207H253ZM6 209V208H5ZM35 209V208H34ZM35 209V210H36ZM41 209V208H40ZM44 209V208H43ZM53 209V208H52ZM52 210V212L51 213H53V211H55V214L57 215L58 214V210ZM64 209V208H63ZM88 211L89 209L86 207V208H84V211L86 212V210ZM93 209V208H92ZM111 209V208H110ZM127 209V208H126ZM130 209H133L132 207L130 208ZM151 209V208H150ZM185 209V208H184ZM195 209V208H194ZM193 209V210H194ZM206 209H208V208H206ZM224 209H225V207H224ZM240 209H242V208H240ZM258 209V208H257ZM260 209V208H259ZM258 209V210H259ZM15 210H18V209H15ZM38 210H36V211H38ZM47 211H51V209H46ZM78 210V211H77ZM91 210V209H90ZM146 210H148V211H150L148 208L146 209ZM151 210H153L152 212L156 215V216H158V218L160 219L159 221L158 220H154L153 219V221H158L157 223H159V225L161 224L163 227H165L166 228V226L167 225H169V224H171V225H174L176 228L178 227V226H176V225H178V221L181 219V218H179L178 217V215L177 214H180V213H177L176 211H173L174 209H173V207H172V205H169V204H167V202H166V204H162V205H156L155 207L153 206V209H151ZM175 210H177V209H175ZM199 210V209H198ZM210 210V209H209ZM219 210V209H218ZM222 210V209H221ZM231 210H232V208H231ZM233 210H235V209H233ZM232 210V211H233ZM260 210H264L263 208L262 209H260ZM5 211V210H4ZM13 211V210H12ZM20 211V210H19ZM30 211H32V209L30 210ZM40 211V210H39ZM56 211H57V213H56ZM63 211H66L65 209L64 210H62V212ZM68 211V214L69 213H71L69 210H67ZM67 211L66 212H63V214H65V213H67ZM83 211V210H82ZM83 211V212H84ZM99 211V210H98ZM101 211V210H100ZM107 211V210H106ZM113 211V210H112ZM184 211V210H183ZM196 211H197V208H196ZM214 211V210H213ZM220 211V210H219ZM218 211V212H219ZM225 211V210H224ZM228 211V210H227ZM239 211V210H238ZM237 211V212H238ZM243 211V210H242ZM245 211V210H244ZM249 211V210H248ZM256 211V210H255ZM23 212V211H22ZM61 211H59V213H60ZM73 212V213H74ZM104 212V211H103ZM116 212V211H115ZM129 212H131V211H129ZM133 212H134V210H133ZM139 212H141L140 211V209H139ZM144 212H146V211H144ZM151 212V211H150ZM177 214H176V213ZM198 212V211H197ZM201 212V211H200ZM246 212V211H245ZM260 212V211H259ZM21 213V212H20ZM72 213V214H73ZM95 213L98 215L99 214V212L97 213V211H95ZM112 213V212H111ZM152 213V214H153ZM175 213V214H174ZM199 213V212H198ZM205 213V212H204ZM209 213V212H208ZM234 213V212H233ZM261 213V215L262 214H264V213H262V212H260ZM45 214V213H44ZM54 214V213H53ZM61 214V213H60ZM60 214H58V215H60ZM94 214V213H93ZM92 214V216H94V218H96L95 217V214L93 215ZM120 214V213H119ZM128 214H131V213H128ZM133 214H135V215H138V214H136V212H134ZM141 214H142V216H143V214L144 213H140V216H141ZM146 214H148V213H146ZM182 214V213H181ZM206 214V213H205ZM211 214H213V213H211ZM236 214V213H235ZM253 214V213H252ZM257 214H259V213H257ZM47 215V214H46ZM49 215V214H48ZM56 215H53V216H56ZM57 215V216H58ZM62 215V214H61ZM67 215V214H66ZM66 215H65V217H66ZM78 214H73V217L75 216V218H77L76 216H77ZM88 215V214H87ZM105 215V214H104ZM135 215L133 216V217H135ZM175 215H177V217L179 218V220H178V218L175 216ZM219 215V214H218ZM242 214H240V216H241ZM51 216H52V214H51ZM100 217L102 216V213L99 215ZM98 216V217H99ZM111 216V215H110ZM117 216V215H116ZM125 216H126V213H125ZM127 216H129V215H127ZM131 216V215H130ZM129 216V217H130ZM150 215L148 214V217H149ZM202 216V215H201ZM214 216H215V214H214ZM232 216V215H231ZM253 216V215H252ZM259 216V219H260V215H258ZM60 217V216H59ZM64 216H62V218H63ZM83 216H81V217H79L78 216V218L79 219H81ZM84 217H86V216H84ZM83 217V218H84ZM88 217V216H87ZM87 217H86V219H87ZM97 217V218H98ZM138 217V216H137ZM185 217V216H184ZM205 217V216H204ZM209 217V216H208ZM219 217V216H218ZM228 217H230V216H227L226 218H228ZM235 217H237V215L235 216ZM244 217V216H243ZM243 217H242V219H243ZM262 217V216H261ZM58 218V217H57ZM57 218H55V219H57ZM67 218H68V215H67ZM71 218V217H70ZM89 218V217H88ZM96 218V219H97ZM102 218V217H101ZM112 218H114V216L112 217ZM128 218V217H127ZM141 218V217H140ZM214 218V217H213ZM58 219H60V218H58ZM133 219V218H132ZM142 220H144L145 218H144V216H143V218H141ZM184 219V218H183ZM182 219V220H183ZM230 219H232V218H230ZM234 219H236V218H234ZM245 219V218H244ZM253 219V218H252ZM60 220H62V219H60ZM82 220V219H81ZM101 220V219H100ZM99 219H98V221L97 222H99L100 221ZM108 220V219H107ZM135 220V219H134ZM136 220H138V219H136ZM140 220V219H139ZM149 220H151V219H149ZM148 220V221H149ZM214 220L215 219H213V223H216V225L219 223V224H221L220 222H218V221H216V222H214ZM224 220V219H223ZM226 220V219H225ZM261 220H262V222H263V224H264V216L261 218ZM87 221V220H86ZM88 221H90V219L88 220ZM133 221V220H132ZM141 221V220H140ZM139 221V222H140ZM145 221H147V219H145ZM152 221V220H151ZM207 221V220H206ZM230 221V220H229ZM228 221V223H230L231 224V222H232V220H231V222H229ZM239 221H241V220H239ZM72 222V221H71ZM93 222V220H91V222L90 223H92ZM96 222V223H97ZM104 222V221H103ZM102 222V223H103ZM129 222V221H128ZM180 222V221H179ZM198 222H200V221H198ZM227 222V221H226ZM235 222V221H234ZM250 222V221H249ZM259 222H261V221H259ZM95 222H94V228H95V224H96ZM100 223H101V221H100ZM99 223V224H100ZM101 223V225H103V226H101V230H102V227H104L105 225H104V223L102 224ZM120 223V222H119ZM136 223V222H135ZM150 223V222H149ZM148 223V224H149ZM152 224H154V222H151ZM185 223V222H184ZM188 223V222H187ZM225 223V222H224ZM251 223V222H250ZM249 223V224H250ZM99 224L97 225V227L96 228H98V226H99ZM110 225H113V224H111V223H109ZM116 224V223H115ZM128 224V223H127ZM137 224V223H136ZM142 224V223H141ZM145 224V223H144ZM200 224V223H199ZM229 224V225H230ZM235 224V223H234ZM242 224H244V223H242ZM246 224V223H245ZM253 224H254V222H253ZM257 224V223H256ZM259 224V223H258ZM257 224V225H258ZM92 225V224H91ZM139 225V224H138ZM147 225V224H146ZM150 225V224H149ZM183 225V224H182ZM213 225V224H212ZM223 225V224H222ZM239 225V224H238ZM241 225V224H240ZM257 225H256V227H257ZM83 226H85L84 224H83ZM119 226V225H118ZM126 226V225H125ZM133 226V225H132ZM144 226V225H143ZM154 226V225H153ZM189 226V225H188ZM214 226L215 225H213L212 227V229H214V234L213 235H215V228L217 227H215L214 228ZM255 226V225H254ZM262 226V225H261ZM264 226V225H263ZM86 227H88V226H86ZM90 227H92V226H89V228ZM107 227H109V226H107L106 225V228ZM111 227V229H108V232H109V230H114L115 229V227H113L114 229H112V226H110ZM127 227H128V225H127ZM127 227H126V229H127ZM134 227V226H133ZM136 227V226H135ZM139 227V226H138ZM148 227V226H147ZM150 227H151V225H150ZM149 227V228H150ZM159 227H161V226H159ZM171 227V226H170ZM173 227V226H172ZM175 227H173L172 228V230H175L176 228ZM182 227V226H181ZM187 227V226H186ZM242 227V226H241ZM85 228V227H84ZM95 228V229H96ZM100 228V227H99ZM146 228V227H145ZM144 228V229H145ZM175 228V229H174ZM208 228H211L210 226H208V225H203V226H200V228H197V230H193V232L195 233V234H197L198 235V237L199 238H202L203 240H204V243L205 244H207L206 246H207V250H208V252L207 253H205L206 254V257H202L201 258V256L199 257V258H197L196 259V257H191L190 259L187 257V259H185V260H182V259H179L177 256H175V255H169V254H167L166 253V251L164 252L171 260L169 261V263L171 262L172 264H239L238 262L240 261H235V260H233V259H231V258H234L235 256H234V254L235 255H238V256H236L237 258L238 257H241V253H240V250L238 249V251H236V247H235V249L234 248H232L231 249V247H230V245L228 246V242L226 243L225 241L224 242H222V243H220V241H217V240H215V238H214V236H213V239H214V241L215 242H209V244L207 243V241L208 240H210V238H211V235L208 233V232H206V229H208ZM218 228H220V227H218ZM224 228V227H223ZM222 228V229H223ZM240 228V227H239ZM238 228V229H239ZM105 229V227L103 228V230ZM148 228H146V230H147ZM161 229V228H160ZM169 229V228H168ZM167 229V230H168ZM178 229V228H177ZM190 229V228H189ZM188 229V230H189ZM192 229V228H191ZM203 229H205V231L203 230ZM217 229V228H216ZM226 229V228H225ZM234 229V228H233ZM236 229V228H235ZM244 229V228H243ZM262 229V228H261ZM80 230H82V229H80ZM91 230V229H90ZM100 230V229H99ZM106 230V229H105ZM121 230V229H120ZM141 230H142V227H141ZM145 230V231H146ZM151 230V229H150ZM149 229H148V231H150ZM221 230V229H220ZM248 230V229H247ZM86 231H87V229H86ZM93 231V230H92ZM123 231V230H122ZM121 231V232H122ZM126 231V230H125ZM134 231H136V230H134ZM147 231V232H148ZM156 231V230H155ZM169 231V230H168ZM199 231V232H198ZM210 231H211V229H210ZM240 231V230H239ZM243 231V230H242ZM257 231H258V229H257ZM262 231V230H261ZM97 233H98V231H96ZM107 232V231H106ZM113 232H115V231H113ZM112 232V233H113ZM120 232V231H119ZM144 232V231H143ZM151 232V231H150ZM164 232H166L167 233V231H163V233ZM172 232V231H171ZM176 233H177V230L175 231ZM185 232V231H184ZM221 232H222V230H221ZM225 232H227V231H225ZM237 232V231H236ZM235 232V233H236ZM123 233H125V232H123ZM127 233V232H126ZM170 232H168L167 234H169ZM220 232L218 231V229H217V234L218 235H220L219 234ZM234 233V232H233ZM241 233V232H240ZM247 233H248V231H247ZM256 233V232H255ZM261 233V232H260ZM88 234V233H87ZM106 234V233H105ZM117 234V232H115V235ZM118 234H122V233H118ZM118 234H117V236H118ZM132 234V233H131ZM153 234V233H152ZM155 234V233H154ZM161 234V233H160ZM165 234V233H164ZM171 234H173V233H171ZM180 234H182V233H180V231H179V235ZM238 234V233H237ZM244 234V233H243ZM250 234V233H249ZM252 234V233H251ZM250 234V235H251ZM114 235V236H115ZM127 236H128V234H126ZM126 235H124V237H123V235L122 236H120V237H123L124 239H128V238H130L129 236L127 237ZM148 235V234H147ZM147 235H146V237H147ZM156 235V234H155ZM170 235V234H169ZM231 235V234H230ZM233 235V234H232ZM257 235V234H256ZM260 235V234H259ZM258 235V236H259ZM112 236H113V234H112ZM125 236H126V238H125ZM132 236V235H131ZM140 236H142V235H140ZM139 236V237H140ZM149 236V235H148ZM157 236V235H156ZM173 236V235H172ZM174 236H176V235H174ZM174 236H173V238H174ZM182 236V235H181ZM180 236V237H181ZM185 236V235H184ZM184 236H182L183 238H184ZM186 236H188V235H186ZM190 236V235H189ZM238 236H239V234H238ZM248 236V235H247ZM105 237V236H104ZM119 237V236H118ZM137 237V239H138V236H136ZM168 237V236H167ZM225 237V236H224ZM234 237V236H233ZM261 237V236H260ZM102 238V237H101ZM135 238V237H134ZM134 238H132V239H134ZM158 238V237H157ZM156 238V239H157ZM172 238V237H171ZM178 238V237H177ZM188 237H186V238H184V239H187ZM230 238V237H229ZM245 238V237H244ZM256 238V237H255ZM117 239V238H116ZM143 239V238H142ZM146 239H148V238H146ZM154 239V238H153ZM156 239H154L155 240V242L154 243H156ZM164 239H165V236H164ZM184 239H183V243H184ZM221 239H223V235H222V238ZM233 239V238H232ZM238 239V238H237ZM241 239V238H240ZM260 239V238H259ZM107 240V239H106ZM119 240V239H118ZM128 240H131V239H128ZM140 240H141V238H140ZM169 240H170V237H169ZM174 240H176V238L174 239ZM179 240H180V238H179ZM190 240V244L192 243L191 242V239H189ZM201 240V239H200ZM199 240V241H200ZM224 240V239H223ZM242 240V239H241ZM246 240V239H245ZM257 240V239H256ZM263 240V239H262ZM105 241V240H104ZM114 241H116V240H114ZM124 241V240H123ZM143 241H145L144 239H143ZM159 241V240H158ZM166 241H168V240H166ZM198 241V242H199ZM202 241V240H201ZM217 241V242H216ZM227 241V240H226ZM229 241V240H228ZM261 241V240H260ZM118 242V241H117ZM125 242V241H124ZM133 242V241H132ZM171 243H173V241H170ZM170 242H168L169 244H170ZM182 242V241H181ZM185 242H186V240H185ZM195 242V241H194ZM193 242V243H194ZM232 242V241H231ZM237 242V241H236ZM239 242H240V240H239ZM245 242V241H244ZM244 242H243V244H244ZM253 242V241H252ZM106 243V242H105ZM108 243V242H107ZM110 243V242H109ZM138 243V242H137ZM142 243V242H141ZM145 243H146V241H145ZM154 243H152V241L151 240H147V244H144L143 246L145 247V249H148L147 248V246H149L151 249H152V251L155 253L154 255H155V257H156V253H158V252H162V249H160L158 246H160L159 244H158V242L156 243V245L158 244V246H156ZM192 243V244H193ZM263 243V242H262ZM129 244V243H128ZM132 244V243H131ZM130 244V245H131ZM143 244V243H142ZM169 244H167V245H169ZM173 244H175V243H173ZM176 244L177 245H179L178 243H177V241H176ZM192 244L190 245V248H191V246H192ZM231 244V243H230ZM246 244V243H245ZM248 244H249V242H248ZM256 244V243H255ZM261 244V243H260ZM145 245H147V246H145ZM171 245V244H170ZM183 244H181L180 246H182ZM184 245H186V244H184ZM194 245V244H193ZM201 245H202V243H201ZM233 245H235V243L233 244ZM232 244H231V246H233ZM112 246V245H111ZM125 246V245H124ZM127 246V245H126ZM175 245H173V247H174ZM194 246H196V245H194ZM261 246V245H260ZM259 246V247H260ZM115 247V246H114ZM130 246H128V249H129V251H131L130 250V248H129ZM144 247H141V250H140V252H142V250L144 249ZM177 247V246H176ZM200 247H202V246H200ZM255 247H257V246H255ZM262 247V246H261ZM140 248V247H139ZM138 248V249H139ZM179 248V247H178ZM183 248L184 247H182V250H183ZM186 248V247H185ZM193 248V247H192ZM198 248H199V246H198ZM240 248V247H239ZM246 248H248V247H246ZM136 249V248H135ZM170 249V248H169ZM174 249V248H173ZM189 249V248H188ZM195 249V248H194ZM241 249H242V247H241ZM262 249H264V248H262ZM132 250H134L133 248H132ZM165 250V249H164ZM172 250V249H171ZM175 250H176V248H175ZM181 251V249H178V251ZM191 249H189V250H187V251H190ZM244 250V249H243ZM134 251H138L139 252V250H134ZM145 251V250H144ZM152 251H151V253H152ZM177 251V252H178ZM186 250H185V253L187 252ZM245 251V250H244ZM249 251V250H248ZM255 251V250H254ZM254 251H253V253H254ZM264 251V250H263ZM128 252V251H127ZM132 252V251H131ZM137 252V253H138ZM171 252H173V250L171 251ZM171 252H169V253H171ZM175 253H176V251H174ZM173 252V253H174ZM191 252V251H190ZM243 252V251H242ZM251 252V251H250ZM259 252V251H258ZM145 253H147V251H145L144 252V254ZM150 253V254H151ZM160 253H158V254H160ZM163 253V252H162ZM161 253V254H162ZM179 253V252H178ZM177 253V254H178ZM247 253V252H246ZM141 254V253H140ZM139 254V255H140ZM196 254V253H195ZM194 254V255H195ZM198 254V253H197ZM214 256V255H217L218 257H220V259L218 260V257H217V259L215 258V257H213L212 255ZM262 254V253H261ZM136 255V254H135ZM143 254H141V256L140 257H138V259L140 260L141 259V257H142V259L144 260V258H143V256H142ZM146 255L147 254H145L144 256L146 257ZM149 255V254H148ZM147 255V256H148ZM181 255V254H180ZM192 255V254H191ZM193 255V256H194ZM199 255V254H198ZM203 255V254H202ZM232 255L234 256V257H232ZM160 256V255H159ZM179 256V255H178ZM203 256H205V255H203ZM213 258H212V257ZM244 256V255H243ZM252 256V255H251ZM128 257V256H127ZM130 257H131V255H130ZM181 257H182V255H181ZM235 257V258H236ZM246 257V256H245ZM137 257L135 256V259H136ZM149 258H151V259H154V256L152 257V256H150L149 255V257L148 258H145L147 261H149L150 259ZM157 258V257H156ZM161 258H163V257H161ZM248 259L249 258H251V257H247ZM263 258H264V256H263ZM141 259V261H143ZM157 259H159V258H157ZM164 259V258H163ZM238 259H240V258H238ZM146 260H144V262L146 261ZM165 260V259H164ZM233 260V261H232ZM249 260H251V259H249ZM255 260V259H254ZM258 260V259H257ZM140 261V262H141ZM153 261V260H152ZM162 261V260H161ZM167 261H168V259H167ZM237 262V263H235V262ZM246 261V260H245ZM241 262H244V260L243 261H241ZM247 262V261H246ZM251 262V261H250ZM250 262L248 263V264H250ZM254 262L255 261H253L252 262V264H254ZM170 263V264H171ZM256 263H258L257 261H256ZM139 264V263H138ZM157 264V263H156ZM161 264V263H160ZM247 264V263H246Z\"/></svg>","mask_w":264,"mask_h":264}]
</instances>
